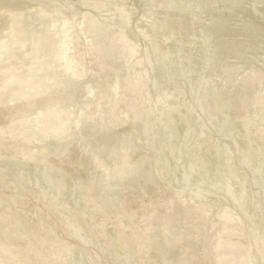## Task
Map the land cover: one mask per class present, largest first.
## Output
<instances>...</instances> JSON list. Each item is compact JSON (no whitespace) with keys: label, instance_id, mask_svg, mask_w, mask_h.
<instances>
[{"label":"bare ground","instance_id":"6f19581e","mask_svg":"<svg viewBox=\"0 0 264 264\" xmlns=\"http://www.w3.org/2000/svg\"><path fill=\"white\" fill-rule=\"evenodd\" d=\"M46 1H49V0H0V38L2 36H4V37H2L0 39V264H70V262H69L68 259L70 258V256L72 255V253L74 251H76V252L78 251L76 249H79V252H80V250L83 253L84 252H87L86 250L88 249L87 246L89 244V240L86 238V236L84 237L82 235V233H84L82 231L86 229L85 227H89V228L94 229L95 225H94L93 218H95L96 216H97V220H95V221H98L97 222V227H96V230H95L97 232V235H98V237L96 236V238H98L101 241H103L101 243L105 244L106 247H108L109 249H111L110 251H111L112 258H110V257L109 258L112 260V264H128V263H126V262H124L122 260V258H121L120 255L122 254V252H124V249L123 248L126 247L125 246L126 245V241L127 240H131L132 241L133 239H135V240L137 239L136 240L137 241V245H139L138 254H136V257H138V259L140 261L139 262L138 259H137V263L138 264H163V262H165V260L167 258H170L171 255H174L175 249H176V254H177V247H178L177 244L180 243L179 241L181 239V235H180L181 234V230H180L181 227L179 226V224H183L184 227L186 225V223L183 222V221H179L177 223L176 221L179 220V218L180 219L181 218H185V221L191 222V223H193L195 225V228H194L195 231H194V233L193 232H190V230H188V235L193 240V242L196 240L197 244H199L201 246L197 245L196 243L192 244V246H191L192 249H191V251L189 250V253L191 254V257H189L187 260H184L183 262L178 261V264H198L199 262H202V260L206 257L205 256L206 249L200 243V241H202L200 239V236L202 237V235L204 233H206L205 232V227L206 226L203 224V221H205V220H203V221L201 220L202 213H203V210H204V206L208 205L211 202L212 203L214 202V204H215L214 199H217V198L220 199L217 195L216 196L212 195L214 193V191H215V189H213V188H216V192L218 193V192H221L225 186L228 188L229 185L232 184L231 183L229 185H226V184L223 183L224 185L221 186L223 188L221 189V191H219L220 190V187L219 186H220L221 183L219 184V182H216V181L212 180V174L210 172L211 171H214L215 172L214 173L215 176L217 174L219 175V173L222 172L220 175L223 176L222 174L224 173V171L227 168V169H229L228 170L229 173L227 174V176H228V175L234 174V172L236 173V172L240 171V169L237 170L239 168V166H238L237 169L235 168V166H233L234 165L233 163H235V161L233 162L234 159L231 160L233 162L232 165L228 164L229 157L232 159V156H233V153L232 152H233V150L231 152L232 153V156H229V154L227 156V153H226L225 156L222 157L221 154H223V153H222V150L220 149V146L218 145L219 142L217 143L216 141H213V139H215V137H216V136L213 137V135H215V134L218 135V133H219L218 131H217L218 133H215V131L217 129L214 130L212 128L211 133L213 132V130H214V133H215V134H213L211 136V137H213L212 140L210 138H207V136L206 137L203 136L205 138H203L201 145L198 146V144L200 142L197 143V144H192L193 137H195V135L193 136V134H192V131L194 130L193 129V123H196V122L192 121L193 122L192 123L190 120H191V116L193 114V111H196V110H192V113H191V111H190L189 108H188L189 111L188 110H185L186 109V107L184 106L185 104L182 103L180 97H176L175 99L173 97V99H174L173 101H172V97L170 95H169L170 97H168L169 100L171 98V101L172 102L171 101L170 102L172 103V105L170 103L169 105H171V107H167V105H168L167 104L165 107H167L169 109H166V111L164 110L165 112L163 111L164 112V117H163V115L161 116V118L163 117V119H161L160 121L163 120L162 121V123H163V127L162 128L164 129V131H161V132H163V134H162L163 138H162V142L160 141L161 143L159 144V147L158 148H160L161 151L164 152V154L166 155V156L164 155L165 157H167V156L168 157H170V156L173 157L172 155H174L178 149H181V150H178V152L180 151V153H178L179 155L176 153V156L177 155H178V157L179 156H181V157L184 156L182 158H185V154L186 155L188 154L189 157H187L185 159L187 160V166L189 167L190 170H188L189 173H186V174L184 173V175L183 174H179L181 176H184L183 177L184 179L183 178L182 179L185 182H183L181 180V178H180L181 176L178 177V178H180L179 181H181L182 183H186L192 177L191 174L192 175L196 174L197 171H199L200 169L204 170L205 173L204 174H201V175H205L206 176L208 174V176H207L208 178L207 179H209V182H210V180H212L214 183L215 182L218 183L216 185L217 187H213L212 183H210L211 185L209 184L210 186L213 187L212 190H214L213 193H211V195L214 196L213 197V201H208L209 200L208 198H210L211 195H210V197H205L206 196L205 195L204 196L205 197L204 200H206V199H208V200H206V203L204 204V201H202V199L204 197L202 199H200V197L203 196V194H204L202 192L203 189L202 190H200V189L197 190L193 195L191 194V197L193 199H195L194 201H191L190 198H188V200L190 199L189 201H183L184 200V196L186 194V193L183 194V192H187V191H183V192L180 191V189H182L180 187L181 186H184L183 184L182 185L180 184V186L178 185L181 182H178V183L176 182L177 183L176 185L180 188L178 191L181 192V195L182 194L183 195L181 196L178 191L174 190L176 188V187L174 188V185H175V183H174L173 184V188H174L173 190H174V192L172 194L170 192L169 193L170 195L168 193L166 194L165 204L160 209L157 208L154 205L155 203L152 204V203L146 201V199H148V197L150 195L159 194L158 193V190H159V187H160V183H159L160 182V177L158 176L159 174L158 175L156 174V170H158V169H155V172H154V168H152V166L154 167L155 164L154 163H150L152 161H149V158L152 157L150 154L153 155V151H156L155 149L157 147H154V146L148 147L147 146V148H146L145 147L146 145L145 146H142L141 145V147H137L138 144L136 145V141L134 143V138L135 137L137 138V136L135 135L134 132H136V133L138 132L139 135H140L139 137L141 139L144 138L145 135H147L146 132H147V129H149L150 123L153 122V121H147L146 122V120L148 118L145 121L142 120V118H144V117L141 118V116H142L141 113L142 112L139 113L138 112L139 110L138 111L135 110L134 114H132L133 115V117H131L132 119L128 118L129 117L128 115L127 116H124V115L121 116V112H120V115L119 114L118 115L115 114V115L107 118V116L110 114V113H108L109 112L108 111L107 112L108 115L107 116L105 115L107 119H105V118L102 119L101 118L103 120V122L100 121L101 123L99 122V120H97V122L100 123V124L97 123L95 126H90L91 123H89L90 120H88V123H89V125H88L89 126L88 127V132L90 134L89 136L92 137L91 139L93 140V143L95 141L98 142L97 143V145H98L97 148L99 149V152L98 153L101 154V156H102V154H104V155L108 154V156L109 155L110 156L109 157L106 156V158H109L110 159V157H111V159H113V160L116 159V157H117V156L115 157V155H118L119 154L121 156L120 157L118 155L120 158L117 157L118 159H116V161H118V160L119 161H118V163H116L115 168L112 167V169H114V171L111 170L113 173L109 172V178L111 180L112 179H115V178L123 179L124 178V174L129 173V171H130V169L128 170V168L129 167L132 168V166H131L132 159L135 162L134 164H137L138 167H139V171H138V170L135 169V168H137V166L134 165V166H136V167H134L135 172L136 171L137 172H136V174H135V176L133 177L132 180H131L132 177L129 176L130 177V180H131L130 184H127V183L126 184H122L121 187H119V189H115V190H117V192L115 193L116 195H111L112 192H115V191H111L110 190L111 191V194L109 193V195H111V196L109 197L108 193H106L105 196L108 195V197H106L105 200L101 199L104 202H101V201L95 199L98 195L94 198V196L96 194H99L98 193L99 192V189L97 188L98 190H96V186L95 185H92V184L91 185L88 184V182L86 180L88 177H94V178L96 177L95 179H99L101 176L99 177L98 175H95L94 173H95L96 170H94V173H93V168H92V173L95 176H91L92 175V174H90L91 173V171H90V169H91V167H90L91 166L90 165L91 164L90 160L91 159L87 158V156H89V155L85 156L84 149H83L84 152H82V151L80 152L79 151V148L80 147L78 148L77 144L75 145L76 147H72V145L70 144L72 148L70 147L71 149H69L70 150L69 153L65 150L68 153V154H66L64 152L66 155H65V157L62 156V157H64L63 158L64 159L63 162L65 164H62L63 162L56 164L57 166L55 165L54 167H52V169H51V171L49 173H46L44 171H40V173H38V174H36L34 171L33 172L35 174L34 173H31V176H33V174H34L35 178H37L35 180H38V181L41 180L40 182L35 181L36 183L40 184L41 187H43L42 186L43 185V181L45 182L44 184H47L46 186L44 185V187L51 186L50 187L51 188L50 191H47L48 189H46L45 190L46 192H45L44 191V188H43V191L45 193L44 194L41 193V196H39L38 193L32 188V185L33 186H35V185H34V183L31 185L32 182L30 180H32V178L34 176L29 180L31 182L30 183L31 186L28 185L29 184L28 178L30 177V175L28 173H30L29 172L30 170L27 168V166L26 167L24 166L25 168H27V170L25 172L24 171L25 168H24L23 171L25 173H27V171L29 170L28 173H27L28 175L25 174L26 176H24V174H23V177H21L22 175L21 174L19 175V173L17 171L20 170V168H21L20 167V164H22V163H20L21 162L20 161L19 162V165H16L15 164L16 163L15 162V159L17 158L16 156L18 154L21 156L20 153H21L22 149L24 148V145L26 144V142H28V145H29V142L30 141H31L30 142L31 145H32V142L34 144V139L36 137H34L33 135H31V133H30L31 131L39 132L40 134H42V135H40L41 136L40 138H43L41 141H43L45 138L48 139V137H49V139H50V137L53 138V141H55V143H56L55 145L56 146L57 145L59 146V145H61L63 143L62 140L66 139V137L68 139V134H69L68 131L69 130H71V129L72 130L73 129L74 130L75 129L76 130L77 129H81V128H78V127L79 126L81 127V121H83V120H81V121L79 120L80 121L79 122L76 119L77 121L75 120V122H77V123H74V126H73V123H71V120H70L71 117L70 116H72L71 115V113H72L71 111L72 110L69 109V110L64 111V110H61V109H59L57 107H52V105H53V103H55V104L56 103H59V105H62L63 107L64 106L66 107L65 101H67L69 99H72L75 92H81L82 91V90L81 91H77L78 90L77 88H81V86L79 87V85H80L79 83L82 82V79L81 78H83L84 72L86 73L85 69L91 67L90 65H89L90 67H88L87 66L88 63H87V65L85 64L86 63V60L84 61L82 59V58H86L87 60L89 59V58H87V55L88 54H86L87 51L85 49V46H83L85 50L82 49L83 47L80 48L81 47L80 44H85V43H83L84 42L83 39L86 37V34H87V33H85L86 32L85 31L84 32L85 33V37H84L83 34H82V36L80 35V32L81 31H84L83 28L85 26L83 25V28H81L82 27L81 24L84 23V24L87 25L86 26L87 29H85V30H88L89 31L88 32L89 35L92 33L94 35V38L95 37H98V38H96L97 40L95 39L96 40L95 45L93 43L94 47H93V45H90L92 41H90V43H89L90 46H87V44H88L89 41L87 39H84V40H87L88 41L86 43L87 49L90 50L91 47H92V51H93L92 54L94 53V54H97L98 55V57H96L97 55L96 56L95 55H92L94 57H91V58H98V59H96V61L98 60V64H99L100 68H103L104 67L103 65H105V63H107V61L110 58H112L113 55L118 56V57L113 58V60L114 59L116 60V58L118 60L119 57H122V56L125 55L126 58H123L122 57V59H125L124 60V63H129V61L131 60V58L134 55L135 56L133 58H135L137 56V52L139 53V50H140V52H141V50L142 51L150 50L153 46H155L156 49H157L156 52L158 51V49L161 50V51L159 53L158 52L157 53L156 52H153V49L155 51V47H154L150 52L151 53H156V57L154 56L155 54L154 55L152 54L153 55L152 56L151 53H150L149 55H151L152 57L156 58V61L152 57H151L152 58L151 59L150 56H148V58H150V60H152V62L153 61L157 62V60H158L159 66L157 65V63H154V62L153 63L156 64L161 69L163 67V66L161 67V65H163L162 62H166L169 58L170 59L167 62H169V64H170V60H171L172 61L171 63L174 64V62H173L174 59L173 58L171 59L172 56L175 57V60L178 58L179 61H181V60H184L182 62L187 61V64H189L190 66L189 65H186V67H185V64H182V65H184V66H182L181 65V62H180L179 65L182 66V69L187 68V72H189L188 68H190V72L195 75V76L193 75L194 76L193 79H197V80H195L196 87H192V89L194 88V91L198 87L197 85L200 83L201 79H203L202 74H203V71H204V67H206V69H207L206 70V73H209L208 74L209 76H210L211 73H212V75L213 74L214 75L225 74V76H222V78L225 77L224 80L221 79L222 81H218L217 83L214 84V81L212 80L213 86H208L207 88H204V86H206V85H203V88L201 86V88H202L201 89V92L203 90V93L197 92L199 94H202L201 96H199L197 93H196L197 95H195L194 92L191 93L194 96H192L190 94L192 96V98L194 97V99L196 98L195 96H198L197 97L198 99L195 100V102H193V104H194L193 107H195V105H198V106H196V109H197V107L199 108V106L204 107V109L207 110L206 111L207 115L213 117L211 119H215V121H216L215 122L216 123L215 125L218 126L217 128H219V131L222 130L223 132H225V136L226 137H228L229 135H231L233 137V139L236 137L237 138L236 142L237 141L239 142L238 143L239 144L238 147L239 148L241 147L242 150H243V152L246 153V154H244L241 151L244 154V157H245V155H247L248 157L249 156H252L251 160H253L252 162H254V158H256V157L257 158L258 157L260 158V156H262V154L264 153L263 151H261V149H264V148H259V147L256 148L257 142H255L256 140L259 141V139H258V138H260L259 133L261 134V132L264 131V128H263L262 131L260 130V128H258L257 129L258 132L255 131V129L257 127H254L255 128V129L253 128L254 130L251 129L252 128L251 123L253 122V120L255 118L253 116L254 115L256 116V114H259L261 112V110L259 112V108L262 107V106H260L259 108H254V105H252L253 101H250V98H251V92H253L255 90L254 87L256 85H258L259 84L258 82L261 79L263 80V78L260 77V76H262V75L259 74L260 73V71H259L260 69L259 70L258 69H255V67L258 66V65L255 64V66H254V63L255 62L253 63V61L251 60V56H252V53L255 56L257 55V53H258L259 56H260L259 53L264 54V0H230L233 3V5H232L233 8H230L229 10H226L225 11V14H223V11L224 10H223L222 4H224V2L226 0H216L218 2H222L221 6L218 5L219 6L218 8L215 7L217 4L213 0H195V1L194 0H152V1L155 2L154 3L155 5H157V4L159 5L160 4L161 5V8L163 6L164 9L161 11L162 14L160 13L162 16L161 17L158 16V18H157L158 20L155 19V21H154L155 23L153 21H151L152 23L148 22L150 24L146 23L147 25H144L146 27L144 29L146 31L148 29L149 32H152L149 35L152 34L157 39L158 38L162 39V38L165 37V40L164 41L161 40V42L163 41V43L166 42L167 40H169L168 42L165 43L166 45H164V47L161 46L163 43L160 44V46L164 50L159 46L158 43L156 44V40H155V43L153 42L155 45H153V46L149 45L150 46V49H147L148 48L147 47L146 49L144 48L145 50H143V49H139L137 47V45L135 46V42L136 41L134 39L135 38H138L137 32H140L141 31L140 28H142L143 24H142L141 27L139 26L140 24L139 25L137 24L139 27L136 26L135 29L138 28L140 30V31H137V32H136V30L133 29V24H131L132 26L130 24L128 25L129 18H130V16L132 17V15H130V13H129L130 11H128L129 9L128 10H124V9L125 8H129L130 6L128 5L129 7H122L123 5L121 6V3L119 2V0H115V2L116 1L119 2L117 4H120V8H121L119 10V12H120L119 13V16H118L119 18H117L118 19V23L120 25H118L117 27L120 26V27H124L125 29H121L118 33H116V32L120 28L119 29L117 28L118 30L117 31L116 30L114 31L113 28H115V27H113V25H111L116 20L112 21L113 23L112 22L111 23H107L106 22V21H109L111 19V17H112V16H110L111 14L108 15V16H110V18L107 17V15H105L104 16V17H106V18H104L105 21L102 19L103 20V22H102V20L101 21L98 20L101 17L100 15H98L99 10H98L97 13L94 11L93 14H97L98 15L97 17H95L92 13H90L92 16L90 14H88L90 16L87 17L89 19H87L86 22H84V20L86 18L84 19L83 17L82 18L79 17L81 20H83L82 23L80 22L81 24H79V23L76 22V25L78 24V26H74V21H75V18L77 16H75V18L73 19V17L71 18L70 17L71 15H70L69 18H68L67 15H69L71 13V12H69V13L66 14V16L65 15L64 16H61L60 15V17H62V19H59L60 17L59 16L55 17V14L58 15V12L59 11H60L59 13H61L62 12L61 9H63L62 6H64V5L61 6V3L59 1H57V3H56L53 0V2H55L57 5L53 3L54 6H51L50 4H52V3L50 1H52V0H50L49 1V4L47 3V5H48L47 8L44 9V7L46 6L45 5L46 4ZM71 1H73V0H71ZM96 1H98V0H96ZM105 1L108 2L109 0L108 1L105 0ZM124 1L125 0L122 1L123 4L125 3ZM145 1L146 0H143L142 2H145ZM192 1L195 2V5H194V3H191ZM58 2H59L60 5L58 4ZM63 2H64V0H63ZM73 2H75V1H73ZM90 2H91V0H90ZM101 2H102V0H101ZM146 2H148V1H146ZM77 3H78V1H77ZM91 3H93V2H91ZM213 3L215 4V6H213L214 5ZM42 4H44L45 6L42 5ZM78 4H80V3H78ZM85 4H87V3H85ZM93 4H94L93 6H92V4H90V5L87 4L88 5L87 8L88 7L90 8V6H91L92 9H96L95 5L97 4V2H95ZM109 4H111V2ZM109 4L107 3V7H108ZM148 4H147V6H149L151 3L149 5ZM187 4H188L189 7L192 6L191 4H193V7L192 8L193 9H196V12L195 13H193V11L191 12V9H190V12L194 14L192 17H190L191 15L188 14L189 15L188 16L185 13L186 10L188 9V8L185 9V7L187 6ZM226 4L229 5L227 2H226ZM49 5H50V8L48 9ZM72 5H71L72 7H75L76 4H72ZM80 5H78V6H80ZM84 5L82 3L81 6H84ZM102 5H100V7L105 8L106 4L103 5L104 7ZM158 5H157V7L159 9V6L160 5L159 6ZM38 6H40L39 8H41V7L42 8L39 9ZM96 6H99V5H96ZM111 6H114V5H111ZM111 6L109 5V7H111ZM72 7L71 8H67V10L72 9ZM149 7L147 8V10L152 8V7H150V8ZM34 8H35V10H36V8H38L37 13L34 10V12L36 14H34L33 11H32ZM65 9H63V13L64 12L65 13L68 12V11H64ZM110 9H113V8H110ZM115 9H117V8H115ZM131 9L135 10L132 13L139 12V9L138 8H136V9H138V11H136V9H134V7L131 8ZM26 10H31V12L33 13V15H37L36 16L37 17L36 19H35V16L33 18L35 20L34 21V24H37L36 23V20H38V21H40V24L42 26V27L40 26L41 27L40 30H39L38 27H35V28L38 29V32L37 31H33L34 30L33 29L32 30V33H31V31H29V29H28V26L32 25L33 23L30 24V22H28L26 19H21V17H23V18L24 17L25 18L29 17L28 14H30V11L29 12L27 11V13H28L27 14L28 15L27 17L26 16H22V14L26 15V13H24V12H26ZM76 10H77V8H76ZM89 10H91V9H89ZM141 10H143V9H140V12L142 13ZM145 10H143V11H145ZM154 10H156V9H153V8L151 9V11H154ZM210 10H212V11H210ZM70 11L73 12V10H70ZM100 11H101V8H100ZM151 11L149 13L147 11L146 14L144 13L145 15L142 13V15L144 16V18H142V16H141V18L144 19L143 22L145 21V17H147L146 16L147 13L149 15V14H151ZM197 11H198V13L200 11L201 12H206V14L204 16L205 17L204 20L200 17L201 14L203 15L204 13L198 14ZM89 12H85V13H89ZM100 13H102V12H100ZM75 14H76V12L73 13V15H75ZM77 14H78V12H77ZM114 14L115 15H118V12L116 14V11H115ZM135 14H137V13H135ZM135 14H133V15L136 16ZM160 14L158 13V15H160ZM212 14H215V18L214 19L211 18V22H210L209 21V17H207V16H210ZM33 15H31L30 17L32 18ZM115 15H114V17H115L114 19H116V17H117ZM138 15L137 16L140 19V14H138ZM152 15H151V18L149 17V21H150V19H152V18L155 17V16L152 17ZM78 16H84L85 17L84 13H83V15H78ZM107 18L109 20H107ZM71 19H73V20H71ZM77 19L78 18H76V20ZM28 20H30V19H28ZM111 20H113V19H111ZM136 20L138 21V19H136ZM31 21H33V20H31ZM139 21L141 23V20H139ZM209 22L211 24L210 27H206V24L209 25ZM28 23H29V25H28ZM42 23H46L47 24V25L45 24L46 25L45 28H43L44 25H42ZM114 25H117V23L116 24L114 23ZM236 26L237 27L238 26L239 27L241 26L240 29H242V31L249 38V40H251L250 41L251 42V45H250V43L245 42L247 39L241 40L239 42L240 43V46L238 47L239 48V52L238 51L237 52H234L237 48L234 47V45L228 44V43H230V38H228L229 35H231L230 34V31L233 30V29H236L237 28ZM30 28H31V26H30ZM33 28H34V26H33ZM37 29H35V30H37ZM142 31H144V30L142 29ZM142 33L141 34L139 33V34L144 37V40L145 41L141 42L142 39H140V37H139V40H141V41L140 42L137 41V42H139L140 45H142V43L146 42V39L145 38H147L146 36H148V33H146L147 35L145 33H143L146 36H144ZM152 35L149 36V39H152L151 38V37H153ZM41 36H43V38H45L44 42H42L44 44L45 41H46V43L44 44L45 46H43V44L42 45L39 44L41 41H43V40H41L42 38L40 39ZM80 37H83L82 38V41L83 42L81 40H79V39H81ZM88 38H90V36ZM94 38L92 36V39L93 40H94ZM130 38H131V40L133 39L132 41H134V43L130 40ZM32 39H35V40L37 39V40H40V41L38 43L37 40H36L37 41L36 42L35 40H32ZM28 40H30L29 42H31V45L33 46L32 55H29L30 58L32 57L31 60H30L32 62L30 64L29 63L28 64L25 63L24 66L26 64L28 66H26V68L24 67L25 69H23L22 68L23 67L22 66L23 65L22 63H24L27 60V58H26V60L24 59L25 61H23V62L21 61V59L24 58L23 57V56H25L24 53L27 51L26 45L28 44L27 43ZM32 41H35V42H33L35 45H33ZM78 41L79 42L81 41L82 43L81 42L79 43ZM150 42L152 43V41H148L149 44H150ZM77 43H79L78 44V48H80L81 50L80 49H77V46H76ZM29 44L27 46H28V49H29V52H30L31 51V47H30L31 45H29ZM139 44H138V46H140ZM144 44H145V46L142 45L141 47H146L147 44L146 43H144ZM212 44H215V46H217V47L213 48V45ZM79 45H80V47H79ZM42 46H43V48L46 49V51H45V53L43 55H42V53H43L42 51H44V49L42 50ZM249 46H250V48H249ZM82 50L85 51L84 52L85 54H83V53L82 54L85 55L86 57H81V51ZM40 52H42V53H40ZM241 52H243V54H244L243 56H247L246 58L248 59V61L245 63L246 66L253 63V67L254 68H252V70H254V69L255 70H258V72L257 71L253 72L252 70L246 72L245 69H244V72H246V74L245 75H240L239 74V78H241L240 76H243V77L240 80H238L237 79V77H238L237 72L239 71L238 70L239 69V61H237L238 60L237 58H241V55H240ZM30 53H28V54H30ZM147 53H149V52H146V53H143V54L141 53V54L145 56ZM121 54H122V56H120ZM141 54H140V56H142ZM249 55H251V56L249 57ZM11 56L13 57L12 61H11V59H9V57L11 58ZM138 56H139V54H138ZM138 56L136 58H139V59H136V58H135L136 60L134 59L135 60V62L133 63V66L134 67L133 68L131 67L132 69H128V71L129 70H133L135 68L136 69H139V70L142 69L143 64L146 62L147 58L145 57L143 59H140V57H138ZM26 57H28V56H26ZM254 57L252 56V58H254ZM258 57H257V60H258ZM14 58L20 60V67L22 66L21 67L22 69L19 68L16 65V62H15V59ZM91 58H90V60H91ZM260 58H261V56H260ZM260 58H259V60H260ZM262 58L264 59L263 55H262ZM6 60H7V62L8 61L13 62V64H11L10 62L9 63H6ZM47 60H50V61H48L50 63H48ZM90 60H88L89 61V64H90ZM113 60L111 59L110 61L114 62ZM132 60L130 61V63H132ZM30 61H28V62H30ZM119 61H121L120 58H119ZM115 62H118V61H115ZM122 62H123V60H122ZM122 62H120V64ZM175 62H177V61H175ZM17 63L19 64V61H17ZM92 63H94V59H92ZM147 63H145L146 66H144V67H146V69L144 70V67H143V70L146 71V72H148V73H150L151 72L150 71L151 70L150 68H153L154 65L152 64L153 67H151L148 64L150 66V67L148 66L149 67V71H150L149 72L147 70ZM108 64L109 63H107L106 65L109 68L110 67L109 66L110 64L109 65ZM129 64H126V65H129ZM245 64H243V65H245ZM85 65L87 66L86 68H85ZM112 65L115 66V63L112 64ZM165 65H167V64H165ZM259 65H264V63L263 64L260 63ZM92 66L98 67V65H95V64H93ZM114 66H111V67H114ZM174 66H171V67H173V69H174ZM187 66H189V67H187ZM117 67L118 68H121L122 66L121 65H118ZM117 67H116V69H118ZM180 67H178V68H180ZM251 67H252V65L249 66L250 69H251ZM260 67L264 68L263 66H260ZM108 68L106 67V70ZM123 68H126V67H123ZM129 68H130V65H129ZM163 68H165L167 70L166 67H163ZM93 69H92V72H94ZM161 69L159 71L161 73V75H159L158 78H163L164 77L163 75L166 74V72H163L165 69H163V70H161ZM182 69H180V71ZM58 70L61 72V73L59 72V75L61 74L62 77H63V78H60L61 80H59V81H61V83L64 84L62 87L65 86L64 88H67L69 90V93H70V94L68 93L69 95L67 93H65V94H67L66 97L64 96V98L66 99L65 101H63L64 98L63 99L60 98L61 99L60 100V99H58V97H56L57 96V92H59L60 87L58 88V85H54V84H50L49 83L50 82L49 75H51V77L53 79V77L56 75V72H58ZM100 70H101V72H103L102 69H100ZM106 70H104V71H106ZM124 70H126V69H124ZM169 70H170V67H169ZM176 70H177V68L175 69V71L174 70L173 71L176 73L178 71V70L177 71ZM247 70H249V69L247 68ZM261 70H263V69H261ZM48 71H50V72L48 73ZM109 71L111 72V71H113V69L112 70L109 69ZM120 71L125 72V71H123V69L120 70ZM136 71H138V70H136ZM144 71H142V70L141 71H138L135 75H132L130 77L127 76V78L125 77L123 80H121L118 75L114 76L115 75L114 74L113 75V78H112L113 81L111 82V80H110L109 82H107L109 85H106L107 87L105 86V88H103L104 90L101 89V88H99V87H97V90L99 88V90L101 89L102 91H100L99 94H98V97L99 98L96 99V100L95 99L93 100V101H95V105H96L95 107H96V109H98V107H100V104L102 102L101 101L102 99H106L107 100V97L110 96V95H112V93H115V95L120 94L119 93L120 92V88H122L121 89L122 95L119 98L120 100H121V98L125 94H127V97L130 98V96L128 95V94H130V92L131 93L133 92V93H135L137 95H140V94L142 95V93H143L142 96H144V92H145L144 88H145V86H147L146 85V82H145V79H147V78H145V76L148 74V73L145 74ZM170 71H172V70H170ZM184 71H186V70H184ZM194 71H195V73H194ZM87 72L90 73L89 70ZM110 72H109V74H110ZM130 72L133 74L132 71H129V73ZM244 72H243V74H244ZM111 73H113V72H111ZM121 73L119 72V74H121ZM171 73H170V75H171ZM182 73L185 74V72H182ZM261 73H264V72H261ZM97 74H98V72H97ZM97 74H95V75H97ZM107 74H108V72H107ZM178 74H180V73H178ZM57 75H58V73H57ZM103 75H102V77H103ZM181 75H179V76L182 77L183 75L182 76ZM56 76H55V79H57V78L59 79L60 76L59 77L58 76L56 77ZM85 76H87L88 78L91 77V76L89 77V75H85ZM98 76H97V78L100 77V76L99 77ZM120 76L121 77L122 76L124 77L123 73ZM234 76H236L235 79H234ZM107 77H109V75L106 76V78ZM172 77H173V74H172ZM172 77L170 76L171 79H173ZM210 77L211 78H214L215 76L214 77L213 76H210ZM218 77L220 78V76H218ZM88 78H86L87 80L86 79L85 80L83 79V81L85 82L84 85H86V86H87ZM158 78H157V80H158ZM186 78H184V79H186ZM188 78H189V76H188ZM190 78L192 79V76H190ZM190 78H189V81H190ZM32 79H34V81H32ZM104 79H105V77L103 78V80ZM165 79H167V81L169 80L167 78V76H166ZM181 79H183V78H181ZM193 79H192V81H194ZM94 80H96V83H97V80L98 79L95 78ZM99 80H100V83H101L102 82L101 77H100ZM99 80H98V82H99ZM160 80L161 79H159L158 81L160 82ZM186 80H188V79H186ZM205 80H207V76H206ZM225 80H226V82L224 83ZM59 81H56V82H59ZM164 81L167 84L166 80H164ZM169 81H171V80H169ZM169 81H168V83H169ZM118 82L119 83L120 82H123L125 84V87H117V85H118L117 83ZM175 82L178 83L179 81L176 80ZM204 82L207 83V81H204ZM263 82H261V84ZM90 83H92L91 80H90ZM105 83L106 82H104V84ZM162 83L163 82H161L159 84L162 85ZM173 83H174V81H173ZM195 83H192V84L195 85ZM166 84H164V85L166 86ZM186 84L183 83L184 86ZM212 84H210V85H212ZM177 85H178L177 87L175 86L176 88L175 87L174 88H171L172 90H175L174 92H176V93H173V94H177L176 96H182L183 95V97H184V92L185 93L186 92L189 93L188 91H184L183 90V87H184L183 85L180 86L181 85L180 83L177 84ZM194 85H192V86H194ZM96 86H99V84L98 85L96 84ZM96 86H95V89H96ZM169 86H170V84H169ZM169 86L167 88L170 89ZM83 87H85V86H82V88ZM101 87H102V85H101ZM186 87H187L186 89H188V86H186ZM189 87H191V86H189ZM89 88H91L90 90L93 89V87H90V86H89ZM160 88L162 89V87H160ZM260 88L262 89L261 86H260ZM68 90H66V91L68 92ZM85 90H87V88ZM90 90H88V91L91 94L92 91L90 92ZM159 90L160 89H158V91ZM163 90H164V88L162 89V91ZM165 90H166V88H165ZM197 90H198V88H197ZM257 90L254 91L255 93L254 92L253 93L254 94L258 93ZM88 91H85V93L87 94ZM158 91H157L156 94L160 93ZM83 92H84V90H83ZM93 92H95V91H93ZM167 92L168 91L166 90L164 93H167ZM171 92H173V91H171ZM263 93H264V90H263ZM59 94H61V93L59 92ZM62 94H63V92H62ZM72 94H73V96H72ZM84 94L81 95L79 93V95H81V97ZM180 94H182V95H180ZM258 94L260 95L261 93H258ZM79 95L76 94L75 96H79ZM153 95L151 94L152 97L155 96V95L154 96ZM164 95H166V94H164ZM167 95H168V93H167ZM167 95H166V99H167ZM186 95H188V94H186ZM59 96L61 97L62 95H59ZM75 96H74V99L76 98ZM151 96H149V97H151ZM83 97H85V96H83ZM89 97H90V95H89ZM139 97L140 96H138L137 98H139ZM157 97H154V98L157 99ZM160 97H161V95H160ZM185 97H187V96H185ZM263 97H264V95H263ZM132 98H133V101H134V96ZM132 98L129 99V100H132ZM141 98H140V100L137 99V100L140 101L139 104L141 103ZM148 98H144V99H148ZM190 98L191 97H189V99ZM74 99H73V102L75 101ZM91 99H90V101H91ZM194 99H192V100H194ZM257 99H260V97L257 98ZM137 100H135V102ZM160 100L161 99H159V102L161 103ZM169 100L167 99V102ZM182 100H185V98L182 99ZM148 101H149V99H148ZM151 101H152V98H151ZM12 102H15V104H13ZM73 102L71 103L72 105L69 103L70 106L72 107V109H73V104H74ZM76 102H79V101H76ZM85 102H87V100L84 101L83 104ZM88 102H89V99H88ZM145 102H146V100H145ZM159 102L157 104H159ZM255 102H254V104H255ZM10 103H12V105ZM36 103H39L40 104V110L37 109L38 105H37V107H36V105H33V104H36ZM87 103H85V104H87ZM91 103H92V101H91ZM146 103H148V102H146ZM259 103H261V102H258V104ZM26 104H28V105H26ZM107 104H109L110 106H112L111 101H108ZM117 104L115 105V107L118 106ZM126 104H128V103H126ZM126 104H124L125 105L124 107H126ZM129 104H130L129 106L131 107V101L129 102ZM136 104H138V103H135V105ZM187 104L189 105V103H187ZM204 104H205V106H204ZM258 104L255 105V107H257ZM32 105L35 106V109H37L38 111H37L36 117H34V119L31 121V120L28 119V117H30V119L33 118V117L31 118V112H29V111H31V110H29V108L32 107ZM76 105H77V103H76ZM89 105H88V108L90 109V106ZM159 105L161 107L163 106V104H159ZM12 106L17 107V108H14L16 110V112L12 109L13 108ZM70 106H68V107H70ZM81 106H83V105H81ZM140 106H142V108H143L144 107V104L143 105H140ZM153 106H155L154 102L152 103V106L150 105V107L149 108L147 107V109H149L151 111L150 108L153 107ZM93 107H94V105H93ZM130 107H129V109H130ZM138 107L139 106H137L136 109ZM145 107H146V104H145ZM165 107L163 106V109ZM190 107H192V105ZM75 108L76 107H74V109ZM85 108H87V106H85ZM131 108H134V107H131ZM32 109H34V108H32ZM118 109L120 110V108H118ZM127 109H128V107L126 108V110ZM260 109H262V108H260ZM128 110H127V113L129 112ZM13 111H14V113H13ZM27 111L30 113V115L28 114L29 116L27 115ZM110 111H112V108L110 109ZM263 111L264 110H262V112ZM113 112H114V110H113ZM144 112H145V110H144ZM146 112H147V110H146ZM154 112L156 113V109H155ZM154 112L152 110V113L153 114H154ZM198 112H200V111H198ZM130 113H131V111H130ZM160 113H162V112H160ZM160 113H158L159 116H160ZM14 114H15V116H14ZM34 114H36V111H35ZM34 114L32 113L33 116H35ZM147 114H148V112H147ZM194 114H195V112H194ZM199 114H202L203 115L204 113L203 112H200ZM261 114L263 115L262 117H264V112L261 113ZM251 115H253L252 116L253 120H251L252 119L251 118ZM79 116H80V113H79ZM79 116H78V119H79ZM82 116L83 115H81V117ZM88 116L90 118V115H88ZM102 116L105 117L104 115H102ZM156 116L155 117L153 116V120L155 118L156 119H159V117L157 116L158 117L157 118ZM201 116H198V117H201ZM259 116H261V115H259ZM195 117H196V115H195ZM205 117H206V114H205ZM262 117L261 118L259 117L257 119H262ZM86 118H88V117L86 116ZM96 118H97V116H96ZM91 119L93 120V116H92ZM193 119H196L197 120V117L196 118H193ZM201 119H202V117H201ZM207 119H209V118L207 117ZM207 119H205V121ZM84 120H86V119L84 118ZM137 120L138 121L139 120H142V123H140L141 121L138 122ZM149 120H151V119H149ZM83 122H85V121H83ZM91 122L93 123L94 121H91ZM155 122H156V120H155ZM199 122H200V120H199ZM202 122H201V124L203 125ZM212 122H214V121H212ZM256 122H259L260 123V121H258V120ZM256 122H254L255 125L258 124V126H259V123H256ZM88 123H86V125ZM157 123L158 122H156V124ZM254 123H252V124L254 125ZM154 124H153V127H154ZM156 124H155V126H156ZM197 124L199 125V123H197ZM210 124L211 123H208V121H207L206 126L208 127V125H210ZM3 125H5V127H7V130H5L6 129L5 127L4 128L2 127L5 131L4 130H1V126H3ZM212 125H214V124H212ZM82 126H83V124H82ZM262 126H264V125L262 124ZM262 126H261V128H262ZM153 127H152V130H154ZM201 128L203 129V127H201V126H200V128H195V129H197V130H195L196 136H200V134L202 135V133H200V134L198 133V130H200ZM210 128L211 127H209V129ZM206 129H203L204 132L206 131ZM209 129H207V130L209 132L208 134L210 135V130ZM83 130H85V129H83ZM222 131H220V132H222ZM81 132H79V133H81ZM223 132L221 134H223ZM226 132H229V135H226ZM85 133H84V135H86ZM154 133H152V134H154ZM159 133H160V131H159ZM193 133H194V131H193ZM33 134H34V132H33ZM190 134H192V136H193L192 139L191 138H190V140L188 139L190 141V143H191L190 145L191 146L193 145V147L195 145H197V147H194L193 149H190L189 146H185V145H183L181 147L180 144L182 143V141L185 140L186 137L187 138L191 137ZM81 135H82V133L79 136L80 138L82 137ZM133 135H135L134 138L132 137ZM219 135H220V133H219ZM3 136L5 138H3ZM31 136H33L34 139L31 138ZM69 136H70V134H69ZM130 136L132 137V139L130 138ZM148 136H149V134H148ZM221 136L223 137V135H221ZM83 137L85 138V136H83ZM218 137H220V136H218ZM40 138H37V139H40ZM187 138H186V140H187ZM197 138L198 137H196L194 139H197ZM261 138H263V137L261 136ZM94 139H96V140H94ZM130 139H131V141H133L132 146L135 144V146H136L135 148H134V146L131 147V148H129L128 145H129ZM233 139L231 138V140H233ZM75 140H76L75 142L78 143L77 142V139H75ZM79 140L80 139H78V141ZM53 141H51V142H53ZM131 141H130V143H131ZM194 141H196V140H194ZM227 141H229V139ZM260 141L264 142L263 140H260ZM70 142H72V144H73L74 143L73 142V139ZM88 142H91V140L88 141ZM88 142H86L87 145H89ZM142 142H144V141H142ZM223 142H224V145H225L226 144L225 143V140H223ZM44 143L45 142H43V144ZM186 143H188V142H186ZM193 143H195V142H193ZM221 143L222 142H220V145H221ZM232 143H233V145H232L233 147L232 146H230V147H232V149H233L235 147V145H236L235 139H234V141ZM232 143L230 142V144H232ZM52 144L54 145V143H52ZM86 144H85V146H86ZM230 144L229 143H228V145L226 144L225 148H227V146H228V148L230 149V147H229ZM258 144L260 146V143H258ZM28 145H25V148ZM31 145H30V147H31ZM34 145H36V143ZM40 145H42V144H40ZM40 145H38V146L40 147ZM48 145H49V143H48ZM55 145H54V147H55ZM63 145L65 146V143ZM68 145L66 143V146L67 147H69ZM94 145H96V143H94ZM187 145H189V144H187ZM237 145H236L235 148L238 151ZM42 147H43V145L39 148L40 149V151H39L40 153H43V152L45 153L46 150L48 151V149H46L47 147L46 148L44 147L45 149H43ZM87 147H86V149H87ZM179 147H181V148H179ZM223 147L224 146L221 145V148H223ZM261 147H263V146H261ZM33 148H34V146H33ZM82 148H83V146H82ZM228 148H227L228 151L227 150L226 151L228 153H230ZM41 149H43V151H41ZM52 149H49V150L52 151ZM64 149H67V148H64ZM90 149H92V148H90ZM27 150H28V148H27ZM36 150L37 149H35V151ZM55 150H57L56 147H55ZM24 151H23V153H24ZM61 151H62V149H61ZM61 151H60L59 154L62 153ZM92 151H94V149ZM92 151H90V152L88 151V152L89 153H93ZM136 151L137 152L139 151V152L138 153H135ZM181 151H182V153H181ZM224 151H225V149H224ZM230 151H231V149H230ZM95 152H94V154H95ZM100 152H102V153H100ZM239 152L240 151H238V153ZM31 153H32V151H31ZM31 153L27 151V154H26L27 156L25 155L23 159H25V161H28V159L29 160L32 159V156L33 157L35 156L34 155L35 153L38 154V152L36 151L35 153H32L33 154L32 156H28ZM156 153H158V151ZM160 153H161V155H163L162 152H160ZM47 154H49V152ZM55 154H58V153L55 152ZM149 155L151 157H149ZM242 155H240V156H242ZM1 156H3V157L6 156L7 158H3ZM39 156L41 157L42 161H41V159H39L40 158ZM39 156H38V159L41 162H43L42 165H44L46 163L44 157H46L48 155H46V153H45V155L43 154V156H41V155H39ZM49 156H50V154H49ZM131 156H134V157L132 158ZM176 156L174 155V157H176ZM240 156H238V157H240ZM263 156H264V154H263ZM154 157H155V155H154ZM154 157H152V158H153L154 161H156V158L154 159ZM161 157H163V156H161ZM171 157L168 158V160H167L168 162L165 161L166 159L165 160L163 159L161 161H159L161 158L158 159L157 162H156V165H157V163L159 164V162H162L163 161V164L166 163V162L168 163L167 167H169L170 163H171V166H174V167L178 166L179 162L182 160L181 157H180V159H181L180 161L177 159L179 162L176 159H173L172 160ZM238 157H236V158H238ZM100 158H102V157H100ZM130 158H132V159H130ZM233 158H235V157H233ZM236 158H235V160H236ZM242 158H240V159H242ZM257 158H256V160H257ZM76 159H81L83 161V162H80V163H82V168L81 169H79V168L75 169V171L73 173L75 180H77L76 185H78L80 187V189H81V192H77V194L80 193V195L78 194V196H80L79 199H81L80 201L83 200V202L86 201V203H83V204H85V205L87 204V206H86L87 209L84 206V209L87 210V211H85L83 213H81V212L78 213L77 211L74 212V209H78L79 210V208L77 206H75V204H74L76 202L73 201L75 199V197H76L75 196L73 198V196L75 195V194L73 195V193H75L76 191L75 192L71 191L72 192V195H71L72 197L69 196L70 198H73L71 200L69 199V201H70L69 203H71L72 201L74 202L73 203L74 204V207L72 205H70V207H71L70 209H69V205L67 204L68 202L66 203V201H64L65 198H66V196H63L61 194V192H65L64 190H65V188H67L68 185L73 184V181L71 180V178L68 177V175H69L68 169H69V167L72 165V163ZM35 160H37V159H35ZM35 160H33V161H35ZM98 160H99V158H98ZM110 160L107 159V161H109V162H110ZM25 161H24L23 164H26L27 165L28 162L25 163ZM94 161H95L94 162L95 164L98 162V161L96 162V160H94ZM190 161H192L193 163H191ZM244 161L246 163L247 160H244ZM248 161L246 163L247 165L250 164V163H248ZM262 161H264V160L263 159L262 160L259 159V162L260 163ZM177 162H178V164H177ZM237 162H238V160H237ZM239 162L242 163L243 160H240ZM255 162H257V164H258V160L255 161ZM183 163L185 164L186 162H183ZM190 163H191V165L193 164V166L195 165L196 166V169H195V167L193 169L191 167ZM241 163H239V164H241ZM95 164H93V165L95 166ZM262 164H264V163H262ZM13 165L14 166L16 165L17 167L19 166L18 169H17V171L15 169L16 167H14ZM40 165H41V163H40ZM105 165L108 166V165H111V163L110 164L108 163V165L106 163ZM143 165H145V166L142 167ZM150 165H151V167H150ZM254 165H255V163H254ZM59 166H61V167H59ZM94 166H92V167H94ZM163 166H165V165H163ZM262 166H264V165H262ZM167 167H166V171H167ZM183 167L184 168H188V167L182 166V168ZM248 167H249V165H248ZM258 167L260 168V165L259 164H258ZM258 167H257V169H258ZM22 168H23V166H22ZM22 168H21V170H22ZM99 168H101V167H99ZM184 168H183V170H184ZM107 169H109V168H107ZM134 169L132 168V170H134ZM191 169H193V170H191ZM245 169H247V167ZM254 169H256V168L253 167V169H251V170H253L255 172L256 170H254ZM260 169H262V168H260ZM163 170H164V168H163ZM262 170H264V169H262ZM125 171H128V172H125ZM230 171L233 172V173L230 174L231 173ZM253 171H252V174H253ZM261 171H260V173H262V175H260V176L263 178L264 173L261 172ZM99 172H100V170L98 171V174H99ZM103 172H105V171H103ZM184 172H186V171L184 170ZM199 172H201V171H199ZM159 173H161V172H159ZM169 173L172 174L170 170H169ZM225 173H227V172H225ZM225 173H224V175H225ZM104 174H106V172ZM129 174L132 175L133 172H132V174L131 173H129ZM166 174L168 176L170 175L168 173H166ZM209 174H211L210 175L211 177L209 176ZM236 174L239 175L240 179L238 178V175L236 177L240 181H238V180H236L234 178L236 180L235 182H237V184H239L238 182H240V185H238V187H239L238 188V192L235 190L236 188L235 189L233 188V189L235 190V193H240L239 195L241 197H245V195H246L247 192H246V189H245V186L244 185L248 184V183L245 184V181H246V178H247V177H245L246 174H244V172L242 173L241 171L238 172V173H236ZM248 174H251V173L249 172ZM174 175H176V173ZM174 175L172 174V176H174ZM179 175H177V176H179ZM201 175L196 174L195 176H193V178L196 177V179H194V180L197 181V180H203V179L206 178V177L202 178ZM218 175H217V177H218ZM27 176H28V178H26ZM97 176L99 178H97ZM227 176L225 175L226 178H229V176L228 177ZM253 176H252V178L257 180L258 177L257 178H254ZM24 177L27 179L26 181H25V179H23ZM171 178H173V177H171ZM174 178H173V182H174V180H176ZM214 178L216 179V177H214ZM252 178L249 179V180H253ZM118 179L117 180L115 179V180L118 181ZM127 179H129V178L127 177ZM127 179H125V180L127 181ZM165 179H169V178H165ZM218 179L219 178H217L216 180H218ZM220 179H222V177H220ZM231 179H233V177ZM102 180H103V178H102ZM192 180H189L190 182L188 181V183L191 184V181ZM230 180H229V182H230ZM259 180H257L259 182V184L261 183V186L264 187V180L263 179L261 180V178ZM69 181H70V183H69ZM248 181H246V182H248ZM26 182H28V183H26ZM122 182H124V181H122ZM221 182H222V180H221ZM225 182L227 183V181H225ZM110 183H112V181ZM119 183H117V185ZM192 183L194 184V181ZM200 183H201V181H200ZM250 183H251V181H250ZM252 183L250 184L251 186H252ZM195 184H197V183H195ZM235 184L236 183H234L233 185H235ZM254 184H256V182ZM197 185H199V184H197ZM186 186H188V185L187 184L185 185V190H187V188H188V187L186 188ZM207 186H208V184H207ZM261 186L259 185V188ZM36 187H37V185H36ZM73 187H74V185H72L71 189ZM102 187H104V186H102ZM107 187H109V186H107ZM209 187H208V190H204V191L211 192L212 190L210 191L209 190ZM232 187H234V186H232ZM249 187H246V188L248 189ZM257 187H258V185H257ZM218 188H219V190L217 191ZM253 188L250 187L249 189H252L253 190ZM38 189L40 191L42 190L39 187H38ZM62 189H64V190H62ZM71 189L68 188L67 191L70 193L69 190H71ZM183 189H184V187H183ZM230 189H228V190H230ZM258 189H256V191ZM72 190H74V189H72ZM76 190L77 191H80V190H78V188ZM95 190H96V194L93 196V193L95 192ZM105 190H106V188H105ZM112 190H114V189H112ZM228 190H226V188H225L224 189V192H223L224 194L226 193V197L228 196V192H229ZM230 191L233 192L232 190H230ZM260 191H261V189H260ZM47 192H50V193H47ZM68 192L66 194H68ZM102 192L104 193V190ZM103 193H101V194L103 195ZM221 193H219L218 195L223 196L222 195L223 193L222 194ZM235 193L233 192L232 194H235ZM261 193L264 194L263 191ZM178 194H179V196H178ZM187 194H188V192H187ZM187 194H186V196H187ZM206 194H210V193H206ZM253 194H255V193H253ZM61 195L63 197H65L64 200L62 199L63 197L61 198ZM229 195H231V194H229ZM235 195H236V197L239 196L238 194H235ZM235 195H234V197H235ZM250 195H252V193L251 194H247L246 196H250ZM231 196H229V199L231 198ZM256 196H255V198H256ZM182 197H183V200H182ZM257 197L259 198V196H257ZM262 198H263V196H262ZM66 199H68V197ZM236 199H238V198H236ZM243 199H241V200H243ZM259 199H257V200H259ZM34 200H36V201H34ZM60 200L61 201H64L66 203L65 204L63 202L62 205H64V204H65V206L68 205V208H66V209H68V212H69V210H73V211H70V212H72V213H70V215L73 214V217L68 216V214L65 213L66 212L65 210H64L65 212H62L63 211L62 210L63 208L60 209L59 207H57L56 209L59 208V210H56V209H54L56 206H54V208L51 207L52 204L54 205V203L56 204V202L59 203ZM156 200H157V198H156ZM245 200H244V203H245ZM61 201L59 203V206L60 207H61V205H60L61 204ZM199 201H202V203L198 206L197 204H198ZM226 201H228V200H225V202ZM252 201L256 202L255 200H252ZM234 202H236L235 204H237V201H235V199H234ZM247 202H250V199ZM221 203L222 202H220V204ZM244 203L242 205L247 204V203H245V204ZM214 204H212V205L215 206ZM218 204L216 203L217 207H218ZM232 204L234 206V203H232ZM258 204H259V202H258ZM261 204H263V203H261ZM261 204H260V206H261ZM76 205H78V201H77V204ZM225 205H226V203H225ZM242 205H240V207ZM255 205H256V203H254V204L251 203L250 205L247 204V206H248L247 207V210H249V208L253 206L252 207L253 210H254L253 212L256 214V210L259 211L260 210V207L258 205V209L259 210L258 209H254ZM62 207H64V206H62ZM75 207H77V208H75ZM217 207H215L214 209L217 210ZM219 207H221V208H219ZM219 207H218L219 210L220 209L223 210V208L225 210L231 208L230 207V204H229V207L230 208L228 206L227 207H223L221 205H219ZM245 207H246V205H245ZM261 207L263 208V206H261ZM209 208H208V210L211 211L212 209H209ZM238 208H239V206H236V209L237 210H238ZM64 209H65V207H64ZM81 209H83L82 206H81ZM158 209L160 210L161 213H164L165 223H162V224H164L163 225V228H161L160 230L159 229H156V230H158L159 232L164 233L165 235H163V236H165V237L162 236V239H161V237L158 234L157 241L159 240L158 242H160V245H163L166 248V250H167L166 251V254H163L162 252H161V254H157L156 251L153 249V244H151V241H150L151 235H153L151 231H153V228H154V226L152 224V221H151V217H152L151 215H153L154 212L157 213L159 211ZM233 209L235 210V212L232 211V213H236V209L235 208H233ZM242 209L244 211V209H246V208H244V206H243ZM230 210H228L227 212H222L221 211L223 214L221 215L220 221L217 220L219 222V224L221 223L220 225H222V227L219 226L221 228V230H220L219 227H215V228H219L220 234H221V236L217 235V236H219V240L217 242V245H218V247L220 249L223 248V250L224 249L225 250L215 260H212V258L214 256V253L212 254L213 255L212 257L209 254L208 259L210 261V264H256V262L255 263L254 262H251V260L249 259L250 257L247 258V256H249V253H250V251L252 249L251 248L250 251H249V248L250 247H248V244H246V241H247L246 240V237H247L246 235H248L249 232L247 234L245 233V229H243L244 227H242V225L244 224V222H242V220L240 219V217L238 215L236 216V214H234L236 217H239L240 222L243 223V224L240 225L238 218H234V217H232L230 215V213H231ZM239 210H240V208H239ZM263 210H264V208H263ZM213 211H215V210H213ZM241 211H240V213H241ZM76 212H77V214L75 215ZM168 212L173 213L175 215V217L174 218L170 217L168 215ZM221 212H220V214H221ZM246 212H248L249 216L251 215L250 213H253L251 211L250 212L249 211H246ZM210 213H212V212H210ZM238 213H239V211H238ZM263 213H264V211H263ZM263 213H261V216L258 215L260 217V218L258 217L259 220H262L261 218L263 216L262 215ZM217 214H219V213H217ZM248 214H247V216H245L246 215L245 214V215H243L244 217H242V216L241 217L243 219H247L246 221H248L249 219L248 218H245V217H249ZM191 215L192 216H195V217H198V221H194L193 220L194 218ZM203 215H204V213H203ZM240 215H242V213ZM252 216H253V220H255L256 219L255 216L257 217V214L256 215H251V217ZM208 218L209 217H207V219ZM202 219H204V218H202ZM216 219H218V218H216ZM140 220H141V222H140ZM250 220H251V218H250ZM246 221H245V224H246ZM263 222H264V220H263ZM254 223H255V221L253 222V224ZM175 224L176 225L178 224V227H176ZM249 224H252V223L249 222ZM256 224L259 226L260 222H258V223L256 222ZM141 225H142V228L140 229V232L138 233V235H136V233L138 232V228ZM208 226H210V225H208ZM246 226L249 227L250 225H246ZM258 226H257V228H258ZM186 227H187V225H186ZM251 227L250 228H246L245 227V228L248 229V231H249V229L251 230ZM262 227H263L262 229H264V226H262ZM252 228L255 229L256 227H252ZM260 229L258 230V232L259 231L261 232ZM208 230H209V227H208ZM211 230H214V229H211ZM214 232H216V229H215ZM214 232H211V233H213L214 236H215L216 233H214ZM246 232H247V230H246ZM251 232H253V231H251ZM260 232L259 233H256L255 232L256 234H258V237H257V235H255V238L257 240H259L257 245L264 244V236L261 235ZM93 233L95 234V232H93ZM93 233H91L92 236L94 235ZM170 233H171V237H168V234H170ZM211 233L209 234L210 237L212 235ZM87 234H85V235H87ZM250 234H254V233H250ZM176 235L177 236L180 235L179 236L180 239H178L179 237L177 238ZM205 235H208V234H205ZM175 236L177 238L176 240H175ZM252 236H254V235H252ZM252 236H251V241H252ZM215 239H214V242H215ZM217 239H218V237H217ZM91 240H93V239H91ZM95 240H97V239H95ZM95 240H93V241H95ZM98 243H100V242H98ZM249 243L252 244V242H249ZM251 244H249V245H251ZM255 244H256V242H255ZM95 245H96V243H95ZM95 245H94V247H95ZM98 245H99L98 248L100 250H103V249L100 248V245L101 244H98ZM90 246L92 247V245H90ZM90 246H88V247H90ZM197 246L203 247V248L202 249L200 248L201 249L200 250L199 248H197ZM212 246L213 245L211 244L210 247L212 248ZM101 247H103V246H101ZM106 247L103 250L104 253L106 252L105 251L106 250ZM98 248H96V249H98ZM196 248L199 249L198 251L201 252V253L199 252L200 254L196 251L197 250ZM219 248H218V250H219ZM91 250L92 249L88 250L87 253H89V251L91 252ZM208 250H209V248H208ZM258 250H256V251L260 252L261 258H260V256H258V257L262 260V263L264 264V251L263 250H260V249H258ZM103 251H101V252H103ZM107 251H109V250H107ZM253 251L255 252V249H253ZM82 252H81V254H83ZM93 253H94V250H93ZM256 253H253V254H256ZM96 254H99V253H96ZM217 254H219V253H217ZM75 255H77V254H75ZM258 255H259V253H258ZM96 256H97V258L99 257L98 255H95V257ZM106 256H107V253H106ZM108 256H107V258H108ZM83 257H82V259L80 258V260H83L84 261V258ZM109 258L107 259L108 261L103 258L106 261V263L108 262L107 264H109L111 262V261H109ZM71 260H73V259H70V261ZM75 260H76V258L73 260V262ZM100 260H102V259H99V261ZM76 261H79L78 258H77ZM87 261H89V260H87ZM93 261H97V260L93 259ZM252 261H254V259ZM92 264H94V263H92ZM101 264H103V262Z\"/></svg>","mask_w":264,"mask_h":264},{"label":"rangeland","instance_id":"374dc122","mask_svg":"<svg viewBox=\"0 0 264 264\" xmlns=\"http://www.w3.org/2000/svg\"><path fill=\"white\" fill-rule=\"evenodd\" d=\"M49 1H50V0H49ZM49 1H46V4L44 3L46 6H45L44 4H42V5L45 6L44 9L47 8V6H48L47 3L49 4ZM54 1H55L56 3H57V1H59V2L61 3V6L64 5V6H62V8H63V9L66 8L64 11H68V12H66V13L64 12V13H65V14H64V13H63V9H61L62 12L59 13V12H60V11H59V12H58V15L55 14V17H57V16L60 17V15H61V16H64V15L66 16L67 13L71 12L69 15H67V17L69 18V16L71 15L70 17H71V18L73 17V19H74L75 16H77L76 18H78L77 20H78L79 22H78V21L76 20V18H75L74 26H78V24L76 25V22L79 23V24H81L82 21H83V20H81L80 18H82V17H83L84 19L86 18V19L84 20V22H86V20L89 19V18H87V17H89V16L91 15L90 13L93 14L94 11L97 13L98 10H99V13H100V12H102V13H100V14L98 13V15H100L102 18L99 16L101 19L98 17V18H99L98 20L101 21V20L103 19V20L105 21V19H104V18H106V17H104L105 15H107V17H109V18H110V16H112L111 19H113V20L110 19V20H111V21H110V20L107 18V20H109V21H106L107 23H111L112 21L116 20V21H114V23H115V24L117 23V25H114L113 22H112L113 24H111V25H113V27H115V28H113L114 31H115V30L117 31V30L120 28L116 33H118L121 29H125L124 27H120V26L117 27L118 25H120V24L118 23V19H117V18H119V17H118V16H119V13H120L119 10L121 9V8H120V4H117V3L120 2V3H121V6L123 5L122 7H129V6H130L131 8L134 7V9L138 8V9H139V12H135V13H137V14L132 13V12L135 11V10L131 9L130 7H129V8H125V9L123 8L124 10H128V9H129L128 11H130L129 13H130V15H132V17L130 16V18H129L128 25H129V24H130V25L133 24V29L136 30V32L141 30L140 32H137V36H138V38H135V39H134V40L136 41V42H135V46L137 45V47H138L139 49H143V50H145L147 47H148L147 49H150V46H149V45H151V46L155 45V44H154V43H155V40H156V44L158 43L159 46H160V44H162L163 41L165 40V37L162 38V39L158 38V39H159V40H158V39L155 38L152 34H151V35L153 36V37H151L152 39H149V36H151V35H149V34L152 33V32H149L148 29H147V31L144 29V28H146V27L144 26V25H147L146 23H148V22L152 23L151 21L154 22L155 19L158 20V19H157L158 16H160V17L162 16V15H161V14H162L161 11L164 9L163 6H162V8H161V5L159 4V5H160V6H159V5L157 4V5L159 6V9H158L157 5H155V4H154L155 2L152 1V0H146V1H148V2L145 1L146 3H145V2H142L143 0H141V1H140V0H134V1H133V0H125V1H124V2H125L124 4H123V2H122L123 0H119V2H117V1L115 2V0H114V1H113V0H111V1H110V0H109V1L107 0L108 2H106L105 0H102V2L104 1L105 3H104V2H103V3L106 4L105 8L100 7V5L103 4V3L101 2V0H100V1L98 0L99 2L96 1V0H94L95 2H97L96 5H99V6H96V5H95L96 9H92L91 6H90V8L88 7V8L91 9L93 12L87 8V6L90 5V4H92V6L94 5L93 3H95V2H94L93 0H91V2H93V3H91L90 0H89V1H88V0H87V1H86V0H85V1H84V0H73V1H75V2H73V1H71V0H67V1L64 0V2H63V0H54ZM77 1H78V3H80L81 5H82V3H83V5H84L85 3H87L88 5L85 4L86 6H85V5H84V6H81L80 4L77 3ZM150 1H151V2H150ZM194 1H195V0H194ZM194 1H192L191 3H194V5H195V2H194ZM213 1H215L216 4H217V5L215 6V4L213 3V4H214L213 6H215V7H217V8H218L219 6H221V4H222V2H218V1H216V0H213ZM50 2H51L52 4H53V3L56 4L55 2H53V0L50 1ZM59 2H58V4H59ZM66 2H67V3H66ZM72 2H73V3H72ZM84 2H85V3H84ZM100 2H101V3H100ZM110 2H111V4H109ZM126 2H127V3H126ZM149 2H150L151 4H150ZM226 2H227L229 5H227ZM65 3H66V4H65ZM69 3H70V4H69ZM71 3H72V4H76L75 7H72L73 5H72ZM99 3H100V4H99ZM107 3H108L110 6H111V5H114V6L109 7V5H108V7H109V8H108V7H107ZM113 3H114V4H113ZM144 3H145L146 5H145ZM148 3H149L150 5H149ZM152 3H153V4H152ZM218 3H219V4H218ZM52 4H50V5H51V6H54V4H53V5H52ZM67 4H68L69 6H68ZM77 4L80 5V6H78ZM104 4H103V5H104ZM115 4H116V5H115ZM147 4H148L150 7H152L153 9H156V10L151 11L152 8L147 10V8L149 7V6H147ZM50 5H49L48 9L50 8ZM56 5H57V4H56ZM59 5H60V4H59ZM71 5H72V6H71ZM103 5H102V6H103ZM128 5H129V6H128ZM143 5H144L146 8H145ZM154 5H155V6H154ZM191 5H192V6H190V7L188 6V4H187L188 7L185 5V6H186L185 9H186V8H188V9L186 10V12L184 11V12L186 13V15H188V14L191 15L190 17H192V16L194 15L193 13L196 12V9H193V8H192V7H193V4H191ZM218 5H219V6H218ZM232 5H233V3H232L230 0H226V1L224 2V4H222V6H223V10H224V11H223V14H225V11H226V10H229L230 8H233ZM115 6H116V7H115ZM118 6H119V7H118ZM142 6H143V7H142ZM39 7H40V6H38V8H39ZM71 7H72V9L67 10V8H71ZM103 7H104V6H103ZM150 7H149V8H150ZM38 8H36V10H35V8H34L33 10H32V9H31V10L33 11L34 14H36L37 11H38ZM41 8H42V7H41ZM41 8H39V9H41ZM76 8H77V10H76ZM100 8H101V11H100ZM107 8H108L109 10H108ZM110 8H113V9H110ZM115 8H117V9H115ZM160 8H161V9H160ZM106 9H107V10H106ZM138 9H136V11H138ZM140 9H143V10L146 9L145 11L141 10L143 14H144V13L146 14L147 11H148V13L151 11V14L148 15V13H147V15H146L147 17H145V21H144V22H143L144 19H142V18H144V16H143L142 13L140 12ZM157 9H158V10H157ZM190 9H191V12L193 11V13L190 12ZM31 10H26V12H24V13H26V15L22 14V16H26V17L29 15V17H27V18L30 19V20H28V19L25 18V17H24V18L21 17V16H20V17H21V19H26L28 22H30V24L33 23L32 25L34 26V28H33L32 25H30L31 28H30V26H28V29H29V31H31V33H32V30H33V29H34L33 31H37V32H38V29L35 28V27H38L39 30H40V28H41L42 26H41V24H40V21H38V20H36V23H37V24H34V21H35V20H34L33 18H34V16H35V19H36V18H37V17H36L37 15H33V13L31 12ZM34 10H35L36 13L34 12ZM70 10H73V12L70 11ZM75 10H76V11H75ZM88 10H89L90 12H89ZM96 10H97V11H96ZM112 10H113L114 12H113ZM194 10H195V11H194ZM27 11H28V12L30 11V14H28ZM107 11H108V12H107ZM109 11H110L111 13H110ZM115 11H116V14H117V12H118V15H115V14H114ZM157 11H158V12H157ZM159 11H160V12H159ZM198 11H199V10H198ZM198 11H197V13H198ZM210 11H212V10H210ZM75 12H76V14L73 15V13H75ZM77 12H78V14H77ZM85 12H89V13H85ZM103 12H104V13H103ZM152 12H153V13H152ZM155 12H156V13H155ZM188 12H189V13H188ZM83 13H84L85 17H84V16H78V15H83ZM154 13H155V14H154ZM158 13H159V14L161 13V14L158 15ZM201 13H204V14L202 15ZM208 13H209V12H208ZM208 13H207V14H208ZM27 14H28V15H27ZM62 14H63V15H62ZM88 14H90V15H88ZM101 14H102V15H101ZM110 14H111V15H110ZM112 14H113V15H112ZM133 14H135L136 16H134ZM138 14H140V19H139V17H138V16H139ZM145 14H144V15H145ZM152 14H153V15H152ZM198 14H201L200 17L204 20V18H205L204 16H205L206 12H201V11H200ZM31 15H33L32 18L30 17ZM72 15H73V16H72ZM86 15H87V16H86ZM93 15H94L95 17L98 16L97 14H93ZM108 15H110V16H108ZM114 15L117 16L116 19H114V18H115ZM137 15H138V16H137ZM151 15H152V17L155 16L156 18L154 17V18L150 19V21H149V17L151 18ZM189 15H188V16H189ZM91 16H92V15H91ZM141 16H142V18H141ZM202 16H203V17H202ZM59 17H58V18H59ZM79 17H80V18H79ZM137 17H138V18H137ZM160 17H159V18H160ZM207 17H209V21L211 22V18L214 19V18H215V14H212V15L207 16ZM50 18H51V17H50ZM63 18H64V17H63ZM131 18H132V19H131ZM133 18H134V19H133ZM59 19H62V17H60ZM73 19H71V20H73ZM136 19H138V21L141 20V23H140V21L138 22ZM147 19H148V20H147ZM31 20H33V21H31ZM103 20H102V22H103ZM134 20H135V21H134ZM146 20H147V21H146ZM136 21H137V22H136ZM80 22H81V23H80ZM106 22H105V23H106ZM210 22H209V25L206 24V27H210V25H211ZM150 23H148V24H150ZM154 23H155V22H154ZM39 24H40V25H39ZM45 24H46V23H42V25H44L43 28H45V26L47 25V24H46V25H45ZM135 24H136V25H135ZM137 24H138V25L140 24V25H139L140 27H141L142 24H143V26H142V28H140V30H139L138 28L135 29L136 26L139 27ZM28 25H29V23H28ZM38 25H39V26H38ZM81 25H82L81 28H83V25H84L85 27L87 26V25L84 24V23H82ZM81 25H80V26H81ZM134 25H135V26H134ZM40 26H41V27H40ZM131 26H132V25H131ZM85 27L83 28L84 31H81V32H80V35L82 36V34H83L84 37H85V33H87V34H86V37H87V38L85 37L84 39H87L89 42H88L87 40H84V39H83V41H84V42H83V41H82V38H83V37H80L81 39H79V40H81V41H82L83 43H85V44H80L81 47H80V45H79V47L82 48L83 46H85V49H86V51H87L86 54H88V55H87V58H89L88 60H90L91 57H94V56H92V55H95V56H96L97 54H94V53L92 54V52H93V51H92V47H91V49L89 48L90 50H88V49H87V46L93 45V43H94V45H95V42H96V40H97L96 38H98V37H95V38H94V35H93L92 33L89 35V33H88L89 31H88V30H85V29H87V27H86V28H85ZM129 27H130V26H129ZM236 27H237V26H236ZM240 27H241V26H240ZM240 27L238 26L236 29L231 30V31H230V34H231V35H229V37H228V38H230V43H228V44H230V45H234V47L237 48L234 52H237V51L239 52V48H238V47L240 46V43H239V42H240L241 40L247 39L245 42L250 43V45H251V42H250L251 40H249V38L245 35V33L242 31V29H240ZM117 28H118V29H117ZM35 29H37V30H35ZM142 29H143L145 32L142 31ZM85 31H86V32H85ZM124 31H125V30H124ZM82 32H83V33H82ZM84 32H85V33H84ZM142 32L145 33V34L148 33V36H146L147 34L145 35V34H143ZM31 33H30V34H31ZM139 33H140V34L142 33L144 36H146V37L149 39V40H148L147 38H145V39H146V42H144V43L147 44L148 41H152V43H151V42H150V44L148 43V44L146 45V47H141L142 45L145 46V44H144V43H142V45L139 44V42L141 41V40H139V37H140V39H142L141 42H143V41H145V40H144V37H143L142 35H140ZM88 35L90 36V38H88V37H89ZM92 36H93L94 40L96 39L95 41L92 39ZM95 36H96V35H95ZM245 36H246V37H245ZM2 37H4V36H2ZM2 37H1V38H2ZM141 37H142V38H141ZM1 38H0V39H1ZM41 38H42V39H41ZM154 38H155V39H154ZM40 39L43 40V41H41L40 43H39L40 40H37V39H36V40L38 41L39 44L42 45V44H43L42 42H44L45 38H43V36H41ZM136 39H137V40H136ZM32 40H35V39H32ZM36 40H35V41H36ZM130 40H131V38H130ZM130 40H129V41H130ZM132 40H133V39H132ZM132 40H131V41H132ZM161 40H163V41L161 42ZM166 40H167V39H166ZM29 41H30V40H28L27 43H28V44L30 43L29 45H31V42H29ZM35 41H32V43L35 42ZM37 41H36V42H37ZM81 41H80V42H81ZM85 41H86V42H85ZM90 41H92V42H91V44L89 45ZM137 41H139V42H137ZM159 41H160V42H159ZM168 41H169V40H167L166 42H168ZM78 42H79V41H78ZM80 42H79V43H80ZM82 42H81V43H82ZM87 42H88V44H87V46H86V43H87ZM132 42L134 43V41H132ZM153 42H154V43H153ZM166 42H164L161 46L164 47V45H166V44H165ZM38 43H37V44H38ZM45 43H46V41H45ZM45 43H44V44H45ZM79 43L76 44L77 49H80V48H78V44H79ZM133 43H132V44H133ZM137 43H138L140 46H138ZM241 43H242V42H241ZM28 44H27V45H28ZM44 44H43V46H45ZM27 45H26V47H27V48H26L27 51L24 53L25 56H23L24 58L21 59V61L23 62V61H25L26 58H27V60H26L27 62H26V61H25L24 63L21 62V63L23 64V65H22L23 67L21 66L23 69H25L26 66H28V65H27L28 63L30 64V63L32 62V61H30L32 57L30 58L29 55H32V49H33V46H32V45L30 46V47H31V51H30L31 53H30ZM33 45H35V44L33 43ZM94 45H93V47H94ZM212 45H213V48L217 47V46H215V44H212ZM43 46H42V50L44 49V51L41 50L43 53L40 52V53H42V55H43V54L45 53V51H46V49L43 48ZM161 46H160V47H161ZM30 47H29V48H30ZM137 47H136V48H137ZM154 47H155V46H153L150 50H145L146 52H149V53L146 54L147 56H146V55H145V56L142 55L143 53H146L145 51H142V50H141V52H140V50H139V53L137 52V56H138V54H139L138 57H140V59H143V58H145V57L147 58V60H146L145 63L148 62V63H147V70H148V71H149V67H150V66L153 67V65H154L153 68H150V69H151V70H150L151 72H150V71H149V72H150L151 74L148 73V72H146V71H144V70L146 69V67H144V66H146L145 63L143 64L144 70H143V67H142V66H141L142 69H140V70L135 68V69L138 70V71H141V70L144 71L145 74L148 73L146 76L144 75L145 78H147V79H145V82H146V85H147V86H145V88H144V90H145V92H144V96H145V97L142 96L143 93H142V95H141V94H140V95H137V94H135V93H133V92H132L133 94L130 92V94H128V95L130 96V98L127 97V94H125V95L121 98V100H120L119 98H120L121 95H122V93H121V89H122V88H120V92H119L120 94L115 95V93H112V95H110V96L107 97V100H106V99H102V100H101L102 102H101V104H100V107H98V109H96V107H95V106H96V105H95V101H93V100H94V99L96 100V99L99 98V97H98V94H99L100 91H102L101 89L105 88L106 85H109L107 82H109L110 80H111V82L113 81L112 78H113V75H114V74H115L114 76L118 75V76L120 77V79L123 80L125 77H126V78H127V76L130 77V76H132V75H135V74L138 72V71H136L135 69H133L134 71H133V70H129V71H132L133 74H132L131 72L129 73V71H128V69H132V68L134 67V66H133V63L135 62V60H136V59H139V58H136L137 56L135 57L136 59L133 58L135 55L131 58V60L133 59V60H132V63H130L131 60L129 59V60H130V61H129L130 64H129V63H124V60H125V59H122V57H123V58H126V56H125L124 54H123L124 56H122V54H121L120 56H122V57H119V58L121 59V61H119V58H118V60H117V58H116V60H115V59L113 60V58L118 57V56L113 55L112 58H110L109 60L107 59V60L109 61V62L107 61V63L110 64V65L108 64L110 67H111V66H114V65H112V64L115 63V66H114V67H111V68H110V67L108 68V66L106 65L107 63H105L106 66L103 65L104 67H103V68H100V66H99V64H98V60L96 61V59H98V58H91V60H90V64H89V61H88L86 58H82L84 61L86 60V63H85V64L87 65V63H88L87 66H88V67L91 66V67H90V68H86L87 66L85 65V68L87 69V70L85 69L86 73L84 72V76H83V78H81V79H82V82L79 83L80 85L78 84L79 87L81 86V88H77L78 90L76 89L77 91H81V90H82V91H81V92H75V91H74V92H75V93L73 92V93H74V96H75L76 94L79 95V93H80L81 95L84 94L85 91H88V90L91 89V88H89V86H90V87H93V89L90 90V92L92 91L91 94L89 93V91H88L89 94H88V93H87V94L85 93V94L83 95V96H85V97H83V96L81 97V95H79V96H75L76 98L74 99V96H73V94H72L73 98H72V99H69L70 101H69V100L65 101L66 99L64 98V96L66 97V95L69 93V90H68L67 88H64L65 86L62 87L64 84L61 83V81H59V80H61L60 78H63L61 74L59 75V72H60V71L58 70V72H56V75H57V73H58V75L60 76V77H59V76L57 75V76L59 77V79H58V78L55 79V76H56V75H55V76L53 77V79H52L51 75L48 74L49 77H50V82H49V83H50V84H54V85H58V88L60 87L59 92H60L61 94H59V92H57V96H56V97H58V99H60V98L63 99V98H64L63 101H65V103H66V104H65L66 107H65V106L63 107L62 105H59V103H56V104L53 103L52 107H57V108H59V109H61V110H64V111L69 110V109L72 110V111H71V112H72V113H71L72 116H70V117H71L70 120H71V123H73V126H74V123H77V122H75L76 119H77L78 121H79V120H80V121L83 120V121H85V122L81 121V127H80V126L78 127V128H81V129H77V130H76V129H75V130H74V129H73V130L71 129V130H69L68 133L70 134V136H69V134H68V139H67V137H66V139H64L66 142H65L64 140H62L63 143H62L61 145H59V146H58V145H57V146L55 145L56 143H55V141H53V138L50 137V139H49V137H48V139L45 138L46 140L44 139L43 141H41L43 138H40V137H41L40 135H42V134H40L39 132L31 131V132H30L31 135H33L34 137H36V138L34 139V137L31 136V138L34 139V144L36 143V145H34L33 142H32V145H31V143H30L31 141L29 142V145H28V142H26L25 145H28V146H26V148H25V145H24V148H25V149H24V148L22 149V151H21V153H20L21 156L18 154L20 157H19L18 155L16 156V157H17V158L15 159V162H16V163H15V162H14V163H15L16 165H19V162L21 161L20 163L23 164L24 161H25V159H23V158H24V156L27 154V151L30 152V153H31V151H32V153H35V152L37 151L38 154L41 155V156H43V154L45 155V153H46V155H48V156L44 157L46 163H45L44 165H42L43 162H41V161H42L41 157H40L37 153H35V154H34L35 156L33 157V156H32L33 154L31 153V154L28 155V156H32V159H31V160L28 159V161H25V163L28 162L27 165H26V164H23V165L20 164V167H21V168H22V166H23L22 170H21V168H20V170L17 171V169H18L19 166L17 167L16 165H15V166L13 165L14 167H16L15 169H16V171L19 173V175L21 174V175H22L21 177H23V174H24V176H26V175L29 174L30 177H29V178H28V176L26 177V178H28V181H29V180L34 176L35 173L38 174V173H40V171H44V172H46V173H49V172L51 171L52 167H54V166H55L56 164H58V163H62V162H63V160H64L63 158H64L65 155L68 154L69 151H70L69 149H71L72 147H76L75 145L77 144L78 148L80 147V148H79V151H80V152H81V151H82V152L85 151V152H84V153H85V156L89 155V156H87V158L91 159V160H90V162H91V164H90V165H91V166H90V167H91V169H90L91 173H90V174H92L91 176H95V175H98L99 177L101 176L100 178L97 176V178H99V179H95L96 177H95V178H94V177H88L86 180H87L88 184H90V185H91V184H92V185H95V186H96V190L99 189V192L97 191L99 194H96V190H95V192L93 193V196L96 194V195L94 196V198L98 195L95 199H97V200H99V201H101V202H104L103 200H105L106 197H108L109 193L111 194V191H115V192H112L111 195H116L115 193L117 192V190H115V189H119V187H121L122 184H126V183H127V184H130L131 180L133 179V177L135 176V174H136V172H137V171L135 172V169L139 171V167H138L137 164H134L135 162H134L133 159H132L134 156H131V157H132V158H130V159H132L131 166H132L133 169H134V167H136V166H137V168H135L134 170H132V168L129 167L128 170L130 169L129 173L132 174V172H133L134 175H133V174L130 175L129 173L124 174V178H125V179H127V177L129 178V179H127V181H126L124 178H123V179L115 178L116 180L118 179V181H119L120 183H119L118 181H116L115 179H112V180H111V179L109 178V172L113 173L112 171H114V169H112V167L115 168L116 163H118V161H119V160L116 161V159H118L117 157H119L120 155H119V154H118L119 156H118V155H115V157H116V156H117V157H116V159H114V160L111 159V157H110L111 160H110L109 158H106V156H108V154H106V155L102 154V156H101V154L98 153V152H99V149L97 148V147H98V145H97L98 142L95 141L94 143H96V145H94L93 140L91 139L92 137L89 136L90 134H89V132H88V127H89L88 125H89V123H91L90 126H95V125L98 123L97 120H99V122H100V121L103 122L102 119H104V118L107 119V118H109V117H111V116H113V115H115V114H117V115L119 114V115H120V112H121V116H123V115H124V116H127V115H128V116H129L128 118L132 119L131 117H133L132 114H134L135 110H136V111L139 110V111H138L139 113L142 112V113H141V114H142L141 118L144 117V118H142V120L145 121V120L148 118V119L146 120V122H147V121H153L155 124H156V122H158V123H157L158 125L156 124V126H155V124H154L153 122H151L152 124L150 123L149 129H150L151 131H150L149 129H147V132H146L147 135H145L144 138L141 139V138L139 137L140 135H139L138 132H137V133L134 132L135 135L137 136V138H136V137L134 138L135 135L132 136V137L134 138V143H135V141H136V145H137V144L139 145V146L137 145V147H141V145H142V146H145V145H146V146H145L146 148H147V146H148V147H150V146L157 147V148L155 149L156 151H153V155L150 154L152 157H154V155H155L154 159L156 158V161H154L153 158H152L150 155H149V157H151V158H149V157H148V158H149V161H152V162H150V163H154V164H155L154 167L152 166V168H154V172H155V169H158V170H156V174H157V175L159 174L158 176L160 177V182H159V183H160V187H159V190H158V193H159L160 195H159V194L150 195V196L148 197V199H146L147 202H150V203H152V204L155 203L154 205H155L157 208L160 209V208L165 204V200H166L165 198H166V194H167V193L169 194V193L171 192V194H172V193L174 192V190L178 191L180 188H182V189H180L181 192H183V191H187V192H188V194H187V192H183V194H184V193L187 194V196H186V194H185V196H184V200H183V197H182V200H183V201H189L190 199H191V201H194L195 199H193V198L191 197V194L193 195V194H194L197 190H199V189H200V190L203 189L202 192L204 193L203 196L200 197V199H202L205 195H206L205 197H210L211 193H213V191H214V190H212V188H213V187H217L216 185H217L218 183H216V182H219V184H220V183L222 184V185L220 184V186L218 185V186L220 187V190H219V188H218L217 191H218V190L221 191V189L223 188V187H221V186H223L224 184L229 185V184L232 183L231 185H229L228 188L225 186L221 192L223 193L225 188H226V190H228V189L231 188L230 190H232L234 193H235V190L238 192V188H239L238 185H240V182H238L239 184H237V182H235V181L238 180V178L240 179L239 175L236 174V173H238V172H240V171H241L242 173L244 172V174H246V176H245V177H247V178H246V181H248L249 179H251L253 175H254V176H253L254 178H257V177H258L257 180H259L260 178H261V180H262V179L264 180V175H263V178L260 176V175H262V173H260V171H261L262 169H264V166H262V165H264V164H262V163H264V161H262L261 163L259 162V159H260V160H262V159L264 160V156H263L264 153L262 154V156H260V158H259V157H258V158L256 157L257 160H258V164L260 165V168H262V169H260V168L258 167L257 162H255V161H257L256 158H254V162H252V161H253V160H251L252 156H249V157H248L247 155H245V157H244V154H246V153L243 152V150H242L241 147H240V148L238 147V146H239V144H238L239 142H238V141L236 142V140H237L236 137L234 138V139H235V143H236V145L238 144L237 147H238V151H240V152L238 153V151L236 150V148H235L236 145H235V147L232 149V147H233V146H232V145H233L232 142L234 141L233 137H232L231 135H229V132H226V135H229L233 140H231V138H230L229 136L226 137V136H225V132H223L222 130H220V131L223 132V134H221L222 132H220V131H219V128H217L218 126L215 125V124H216V123H215V122H216L215 119H211V118H213V117L207 115V113H206L207 110L204 109V107L199 106V108L197 107V109H196V106H198V105H195V107H193V106H194L193 102H195V100L198 99V98H197L198 96H195L196 98L194 99V97L192 98V96H194V95H192L191 93L194 92L195 95L198 94L199 96H201L202 94H199V93L201 92V89L203 88V85H206V86H204V88H207L208 86H213V84H212V83H213L212 80L214 81V84L217 83L218 81H222L221 79L224 80V78H225V77L222 78V76H225V74H221V75H214V74H213V75H212V73H211L210 76H213V77L215 76V77H216V78H215V77H214V78H211V77L208 75L209 73H206V70H207L206 67H204V71H203V74H202L203 79H201L200 83L197 85V86H198V87H197L198 90H197V88H196V90L194 91V88L192 89V87H196L195 80H197V79H193L195 75H194L193 73L190 72V68H188V70H189L190 73L187 72V68L182 69V66H184V65H182V64H185V67H186V65H189V64H187V61H185V62H186V63H185V62H182V61H184V60L179 61L178 58L175 60V57H174V56H172V57L170 56L171 59H172V58L174 59V60H173L174 64L171 63V62H172L171 60H170V64H171V65L169 64V62H167V61H169L170 58H169L166 62H162L163 65H161V67L163 66V67H166V68H167V67L169 66V67H170V70H172V71H173V70L175 71V69L177 68L178 71H177V70H176V71H177L178 73H180V74H178L177 72L175 73L174 71H173V72L170 71V70H169V67L167 68L168 71H167L165 68H163V67H162V69H161L160 67H158V66H159L158 60H157V62H155V61H156V58L152 57L154 54H155L154 56L156 57V53H157V52L159 53L161 50L158 49V51L156 52L157 49H156V47H155V51H154V49H153ZM162 47H161V48H162ZM138 48H137V49H138ZM144 48H145V49H144ZM249 48H250V46H249ZM82 49L85 50L84 47H83ZM152 49H153V52H156V53H151L150 51H151ZM162 49H163V48H162ZM80 50H81V49H80ZM83 50H82V51H83ZM163 50H164V49H163ZM82 51H81V57H86L85 55H83V54H85V53H84L85 51H83V52H82ZM88 51H89V52H88ZM28 53H30V54H28ZM82 53H83V54H82ZM141 53H142V54H141ZM150 53H151V55H152V54H153V55H152V56L149 55ZM26 54H27V55H26ZM140 54H141L143 57L140 56ZM259 54H260L261 58H260V56L258 55V53H257V55H258L259 57H258L257 55H256V56L253 55V53H252V56H253V57L255 56L254 58H252V56L249 55V57L251 56V60L253 61V63L255 62V63H254V66H255V64L258 65V66L255 67V69H258V70L260 69V70H259V71H260L259 74L262 75V76H260V77L263 78V80L261 79V80L258 82L259 84L256 85V86L254 87V88H255L254 91H256V90L258 89L257 92H258V93H261V94H260V95H259L258 93L254 94L255 92L252 90L254 93L251 92V98H250V101H253V103H252V102H251V103H252V105H254V108H259L260 106H262V107H260V108H262V109L259 108V112H260V110H261V112H260L259 114H256V113H255L256 116H255L254 114H253L254 116L251 115V118H252V116L255 117L254 120H253V118H252V119L250 118L251 120H253V122L251 121L252 123L256 122L257 120L260 121V123H259V122H256V123H259V126H258V124L255 125V123H254V125H253V124L251 123V125H252V128H251V129H253L254 127H257L256 129L254 128L255 131H257L258 128H260V130L262 131L263 128H264V126H262V124L264 125V123H263V122H264V117H262L263 115L261 114V113L264 112V111L262 112V110H264V97H263V95H264V93H263V90H264V82H263V81H264V73H261V72H264V71H263L264 68L260 67V66H263V67H264V65H259L260 63H261V64L264 63V59L262 58V55H263V57H264V54H261V53H259ZM82 55H83V56H82ZM240 55H241V58H237L238 60L236 59L237 61H239V69H238L239 71L237 72V74H238L237 79H238V80H240V79L243 77V76H240L241 78H239V74H240V75H245L246 72L251 71L252 68H254L252 62H251L252 64H250V65H252L251 69L249 68L250 65H247V66H246L245 63L248 61V59L246 58L247 56H243V55H244L243 52H241ZM26 56H28V57H26ZM148 56H150V58H151V57L154 58L155 61H153V62H154V63H157L158 66H157L156 64H154V63L152 62V60H150V58H148ZM96 57H98V55H97ZM141 57H142V58H141ZM257 57H258V60H257ZM48 58H49V57H48ZM152 58H151V59H152ZM259 58H260V60H259ZM9 59H11V61H12L13 57L11 56V58L9 57ZM14 59H15L16 65H17L19 68H21V67H20V60H19V59H16V58H14ZM24 59H25V60H24ZM92 59H94V63H92ZM111 59H112L114 62L110 61ZM134 59H135V60H134ZM154 59H153V60H154ZM7 60H8V59H7ZM7 60H6V63H9V62H10L11 64H13V62H11V61H8V62H7ZM122 60H123V62H122ZM231 60H232V59H231ZM236 60H235V61H236ZM13 61H14V60H13ZM17 61H19V64L17 63ZM28 61H30V62H28ZM48 61H50V60H47V62H48ZM115 61H118V62H115ZM175 61H177V62H175ZM178 61H179V62H178ZM259 61H260V62H259ZM15 62H14V63H15ZM110 62H111V63H110ZM120 62H122V63L120 64ZM149 62H150V63H149ZM151 62H152V63H151ZM180 62H181V65H182V66L179 65ZM25 63H27V64L24 66ZM48 63H50V62H48ZM116 63H117V64H116ZM123 63H124V64H123ZM160 63H161V62H160ZM177 63H178V64H177ZM93 64L98 65V67H99L100 69H102V71H103L104 73L101 72V70H100L98 67H96V66H92ZM122 64H123V65H122ZM126 64H129V65H130V68H129V65H126ZM148 64H149L150 66H149ZM152 64H153V65H152ZM165 64H167V65H165ZM168 64H169V65H168ZM175 64H176V65H175ZM243 64H245V65H243ZM89 65H90V66H89ZM118 65H121L122 67H121V68H118V67H117ZM155 65H156V66H155ZM174 65H175V66H174ZM177 65H178V66H177ZM240 65H241L242 67H241ZM127 66H128V67H127ZM148 66H149V67H148ZM171 66H174V69H173V67H171ZM176 66H177V67H176ZM180 66H181V67H180ZM189 66H190V65H189ZM189 66H187V67H189ZM245 66H246V67H245ZM24 67H25V68H24ZM95 67H96V68H95ZM106 67L108 68L107 70H106ZM116 67H117L118 69H116ZM123 67H126V68H123ZM131 67H132V68H131ZM175 67H176V68H175ZM178 67H180V68H178ZM244 67H245V68H244ZM22 68H21V69H22ZM91 68H92V69L94 68V69H93L94 72H92V69H91ZM104 68H105V69H104ZM183 68H184V67H183ZM240 68H241V69H240ZM247 68H248L249 70H247ZM95 69H96L97 71H96ZM109 69H110V70L113 69V71H111V72H113V73H111V72L109 71ZM114 69H115V70H114ZM119 69H120V70L123 69V71H125L126 73L120 71ZM124 69H126V70H124ZM160 69H161V70H163V69L166 70V71H165V70L163 71V72H166V74L163 73V74H164V75H163V76H164L163 78H158L159 75H161V73L159 72ZM180 69H182V70L180 71ZM244 69H245L246 72H244ZM255 69L252 70V71H253V72L257 71V72H258V70H255ZM261 69H263V70H261ZM88 70L90 71V73L87 72ZM104 70H106V71L108 72V74H107V72L104 71ZM116 70H117V71H116ZM184 70H186V71H184ZM240 70H241V71H240ZM95 71H96V72H95ZM115 71H116V72H115ZM49 72H50V71H48V73H49ZM97 72H98V74H97ZM99 72H100L101 74H100ZM109 72H110V74H109ZM119 72H120V73L122 72L123 75H124V77H123V76L121 77L120 75H122V73L119 74ZM167 72H168L169 74H168ZM171 72H172V73H171ZM182 72H185L186 75H185L184 73H182ZM243 72H244V74H243ZM60 73H61V72H60ZM87 73H88V74H87ZM102 73H103L105 76H104ZM105 73H106V74H105ZM127 73H128V74H127ZM144 73H143V74H144ZM170 73H171V75H170ZM174 73H175V74H174ZM194 73H195V71H194ZM92 74H93L94 76H93ZM95 74H97V75H95ZM99 74H100V75H99ZM111 74H112V75H111ZM126 74H127V75H126ZM172 74H173V77H172ZM177 74H178V75H177ZM181 74H182L183 76H182ZM189 74H190V75H189ZM85 75H89V77L91 76V77H90L91 79L88 78V77L85 76ZM98 75H99V76L101 77V79H102V82H101L102 84L100 83V80H99L100 77H99ZM102 75H103V77H102ZM108 75H109L110 78H109V77L106 78V76H108ZM125 75H126V76H125ZM168 75H169V76H168ZM176 75H177V76H176ZM179 75H181L182 77H180ZM193 75H194V76H193ZM235 75H236V74H235ZM52 76H53V75H52ZM57 76H56V77H57ZM92 76H93V77H92ZM95 76H96V77H95ZM97 76H98L99 78H97ZM111 76H112V77H111ZM166 76H167L168 79H169L170 76H171L173 79L170 78L169 80H171L172 82L168 80V81H169V83H168L167 79H165ZM174 76H175L176 78H175ZM184 76H185V77H184ZM188 76H189V78H190V76H192V79H193L194 81H192L191 78H190V81H189ZM206 76H207V80H205ZM218 76H220V78H219ZM236 76H237V75H236ZM236 76H234V79L236 78ZM94 77H95L96 79H98L99 82H98V80H97V83H96V80H94V79H95ZM104 77H105L106 80H105V79L103 80ZM160 77H161V76H160ZM186 77H187V78H186ZM86 78H88V82L86 81L88 87H87L86 85H84L85 82L83 81V79L85 80ZM93 78H94V79H93ZM108 78H109V79H108ZM114 78H115V77H114ZM157 78H158V80L161 79L162 81L160 80V82H159V81L157 80ZM174 78H175V79H174ZM177 78H178L179 80H178ZM181 78H183V79H181ZM184 78H186V79H188V80H186V79H184ZM208 78H209V79H208ZM217 78H218L219 80H218ZM48 79H49V78H48ZM89 79L91 80V82H92L95 86H96V84H97V85L99 84V86H96V89H95V86H94L92 83H90V80H89ZM86 80H87V79H86ZM92 80H93V81H92ZM147 80H148V81H147ZM164 80H166V82H167L168 85L165 83ZM176 80L179 81V82L176 83V82H175ZM182 80H183L184 82H183ZM185 80H186V81H185ZM202 80H203V81H202ZM32 81H34V79H32ZM56 81H59V82H56ZM80 81H81V80H80ZM103 81L106 82V83L104 84ZM173 81H174V83H173ZM181 81H182V82H181ZM204 81H207V83L204 82ZM83 82H84V83H83ZM111 82H110V83H111ZM161 82H163L162 85L159 84V83H161ZM185 82H186L187 84H186ZM190 82H191V83H190ZM201 82H202V83H201ZM225 82H226V80L224 81V83H225ZM261 82H263V83H262L263 85L261 84ZM60 83H61L62 85H61ZM88 83H89L90 85H89ZM95 83H96V84H95ZM172 83H173V84H172ZM179 83L181 84L180 86H182L183 83L186 84L185 86L183 85V86H184V87H183V90L189 92V93H187V92L185 93V92H184V97H183L182 94H180V95H182V96H176L177 94H173V93H176V92H174L175 90H172V89H171V88H174L175 86L177 87V86H178L177 84H179ZM192 83H195V85L192 84ZM209 83L212 84V85H210ZM227 83H228V82H227ZM117 84H118L117 87H125V84H124L123 82H120V83L118 82ZM164 84H166V86H165ZM169 84H170V86H169ZM174 84H175V85H174ZM91 85H92V86H91ZM101 85H102V87H101ZM110 85H111V84H110ZM163 85H164V86H163ZM171 85H172L173 87H172ZM192 85H194V86H192ZM259 85L262 87V89L260 88ZM82 86H85V87L87 88V90H85V89H86L85 87L82 88ZM168 86L170 87L171 90H170L169 88H167ZM186 86H188V89H189V90L186 89V88H187ZM189 86H191V87H189ZM201 86H202V88H201ZM258 86H259V87H258ZM61 87H62V88H61ZM97 87H99V88H101V89L99 90V88H98V90H97ZM106 87H107V86H106ZM160 87H162V89L164 88V90H165V88H166V90L168 91V92H167L168 95H167V93H164L166 90H165V91L163 90V91H164V92H163L162 89H161ZM176 87H175V88H176ZM63 88H64L65 90H64ZM84 88H85V89H84ZM88 88H89V89H88ZM254 88H253V89H254ZM259 88H260V89H259ZM71 89H72V88H71ZM79 89H80V90H79ZM158 89H160V90L158 91ZM185 89H186V90H185ZM190 89H191V90H190ZM60 90H61V91H60ZM66 90H68V92H67ZM83 90H84V92H83ZM103 90H104V89H103ZM115 90H116V89H115ZM156 90H157L158 92H160V93L156 94V93H157ZM169 90H170V91H169ZM65 91H66V92H65ZM93 91H95V92H93ZM171 91H173V92H171ZM259 91H260V92H259ZM62 92H63V94H62ZM97 92H98V93H97ZM112 92H113V91H112ZM147 92H148V93H147ZM153 92H154V93H153ZM162 92H163L164 94L167 95V99H168V100H169L168 97H170V96L172 97V101H173L176 97H180L182 103L185 104V105H184V106L186 107L185 110H188V111H189V109H190L191 113H192V110H196V111H197V112H196V111H193L192 116H193V115H194V116H193V117L191 116V120H190L191 122H192V121L196 122V123H193V122H192V123H193V129H194L193 131H194V133H195V130H197V129H195V128H200V126L203 127V129H206V128L209 129V127H211V128L209 129V130H210V135L208 134L209 132H208L207 129H206L207 132H206V131L204 132V130H203L202 128H201L200 130H198V133H199V134L202 133V135L200 134V136H196V133L194 134L193 131H192V134H193V136L195 135V137H193L192 134H190L191 137H189V138L186 137L187 140H186V138H185V140L182 141V143L180 144L181 147H182L183 145H185V146H189L190 149H193L194 147H197V145H195L194 147H193V145H192V146L190 145L191 143H190L189 140H190V138L192 139V137H193V141L191 140V141H192V144H197V143L200 142V143L198 144V146H199V145L202 144V140H203V138H205L206 136H207V138H210L211 140L213 139L214 136H216L215 139H213V141H216L217 143L219 142L218 145L220 146V149L222 150V153L224 154V155L221 154L222 157H224L226 153H227V156H228V154H229V156H232V153H233L232 159L229 157V162H228V164L232 165V163L235 161V163H233V164H234L233 166H235L236 169H237L238 166H239V168H238L237 170L240 169V171H238V172H236V173L234 172V174H232L233 172L230 171V172H231L230 174H232V175H228L229 178H226V177H225V175L227 176V174L229 173V172H228L229 169H227V168H226V170L224 171V173H225V172H227V173H225V175H224V173L222 174L224 177L220 175L222 172L219 173V175L217 174V175H218V177H217V175H216V176L214 175L215 172H214V171H211L210 173L212 174V180L216 181V182L214 183L212 180H210V182H209V179H207V178H208V177H207L208 174H207L206 176H205V175H201V174H204L205 171L202 170V169H200L199 171H201V172L197 171L196 174L201 175L202 178L206 177L205 179H203V180H197V181H198V182H197L196 180H194V179H196V177L193 178V176L196 175V174H194V173H195V172H194V173H193L194 175L191 174L192 177L189 179V180H192V179H193V180L191 181V184L188 183L189 180H188L186 183H182L181 181H179L180 178H181L182 181H183V179H184V178H183L184 176H181V175H179V174H183V175H184V173H185V174H186V173H189L188 170H190V169H189V167L187 166V160L185 159V158L189 157V155H188V154H187V155L185 154V158H182V157H184V156H182V157L179 156V157H178V155H179L178 153H180V151L178 152V150H181V149H178V150L176 151V153H177L178 155L176 156V153L174 154L177 158L174 157V155H172L173 157H171V156H170V157H171L172 160H173V159H176V160L178 159V160L180 161V160L182 159V160H181L182 162H181V161L179 162V161L177 160V161L179 162V164H178V162H177L178 166H176V167L171 166V163H170L169 167H167V165H168V163H167L168 161H167V160H168V158H170V157H168V156H167L168 158L165 157L166 155L164 154V152L161 151L160 148H158V147H159V144L162 142V138H163V136H162L163 132H161V131H164V129L162 128V127H163V123H162L163 120H162V121H160V120L163 119V117H164V112L166 111V109H169V108H167V107H171V105H172V103H171V102H172V101H171V98H170V100L167 102L166 95H164ZM197 92H199V93H197ZM65 93H67V94H65ZM196 93H197V94H196ZM201 93H203V90H202ZM252 93H253V94H252ZM69 94H70V93H69ZM69 94H68V95H69ZM95 94H96V95H95ZM151 94H152V95L154 94V95H155V96L153 95L154 97H157V96H158V97H157L158 100L155 99L154 97H152ZM172 94H173V95H172ZM186 94H188V95H186ZM190 94H191L192 96H191ZM59 95H62L63 97H62V96L60 97ZM89 95H90V97H89ZM91 95H92V96H91ZM132 95L134 96V101H133V98H132L133 96H132ZM146 95H147V96H146ZM160 95H161V97H160ZM169 95H170V96H169ZM254 95H255V96H254ZM257 95L260 97V99H257V98H259ZM86 96H87V97H86ZM93 96H94V97H93ZM131 96H132V97H131ZM136 96H137V97L140 96V97L137 98ZM149 96H151V97H149ZM185 96H187V97H185ZM188 96L191 97V98H190L191 100L189 99ZM261 96H262V97H261ZM79 97H80V98H79ZM141 97H142V98H141ZM143 97H144V98H148V97H149L148 99H149L150 102L148 101V99H144ZM159 97H160V98H159ZM163 97H164V98H163ZM173 97H174V99H173ZM254 97H255V98H254ZM83 98H84V99H83ZM86 98H87V99H86ZM91 98H92V99H91ZM131 98H132V100H129V99H131ZM136 98L139 99V100H140V98H141V103H140V104H139L140 101L137 100ZM151 98H152V101H151ZM153 98H154L155 100H154ZM162 98H163V99H162ZM184 98H185V100H182V99H184ZM261 98H262V99H261ZM61 99H60V100H61ZM73 99L75 100L74 102H73ZM79 99H80V100H79ZM88 99H89V102H88ZM90 99H91L92 103H91ZM143 99H144V100H143ZM159 99H161V100H160L161 103L159 102ZM192 99H194V100H192ZM251 99H252V100H251ZM255 99H256V100H255ZM86 100H87L88 103H87V102H85V103H87L88 105L91 103V104L89 105V106H90V109L88 108V105H87V104H85V103L83 104V102L86 101ZM135 100H137V101L135 102ZM145 100H146V102H148L149 104L146 103ZM165 100H166V101H165ZM189 100H190V101H189ZM258 100H259V101H258ZM260 100H261V101H260ZM262 100H263V101H262ZM76 101H79V102H76ZM80 101H81V102H80ZM108 101H111L112 106H110L109 104H107ZM127 101H128V102H127ZM130 101H131V107H134L135 109H134V108H131V107L129 106V105H130V104H129ZM143 101H144L145 103H144ZM157 101L159 102V104H163L164 107H165L167 104H168V105H167V107H165V108L163 109V106L161 107L159 104H157V103H158ZM170 101H171V102H170ZM185 101H186V102H185ZM187 101H188V102H187ZM191 101H192V102H191ZM255 101H256V102L258 101V102H261V103L258 104V102L256 103ZM72 102L74 103V104H73V109H74V107H76L74 110H73L72 107L70 106V104H71ZM93 102H94V103H93ZM153 102H154L155 106L151 107V108H150L151 111H150L149 109H147V107L149 108L150 105L152 106V103H153ZM163 102H164V103H163ZM166 102H167V103H166ZM184 102H185V103H184ZM190 102H191L192 104H191ZM254 102H255V104H254ZM12 103L15 104V102H12ZM12 103H10V104L12 105ZM69 103H70V104H69ZM76 103H77V105H76ZM80 103H81V104H80ZM117 103H118V104H117ZM126 103H128V104H126ZM135 103H138V104L135 105ZM165 103H166V104H165ZM170 103H171V105H169ZM187 103H189V105H188ZM116 104H117L119 107H118V106L115 107ZM124 104H126V107H124V106H125ZM143 104H144V107L142 108V106H140V105H143ZM145 104H146V107H145ZM147 104H148V105H147ZM190 104L192 105V107H190V106H191ZM257 104H258V106L255 107V105H257ZM26 105H28V104H26ZM33 105H36V107H37V105H38L37 109L40 110V104H39V103H36V104H33ZM33 105H32V107L29 108V110H31V111L28 110L29 112H31V118L33 117L32 119H30V117H28V119L31 120V121L34 119V117H36V115H37V111H38L37 109H35V106H33ZM67 105L70 106V107H68ZM71 105H72V104H71ZM81 105H83V106H81ZM93 105H94V107H93ZM134 105H135V106H134ZM85 106H87V108H85ZM91 106H92V107H91ZM137 106H139V107L136 109ZM156 106H157V107H156ZM182 106H183V105H182ZM187 106H188V107H187ZM204 106H205V104H204ZM12 107H13L12 109L16 112V110H15L14 108H17V107H15V106H12ZM127 107H128V109H129V107H130L129 110L127 109V110L129 111L128 113H127V110H126ZM252 107H253V106H252ZM32 108H34V109H32ZM111 108H112V111H110ZM113 108H114V109H113ZM118 108H120V110H119ZM161 108H162V109H161ZM188 108H189V109H188ZM191 108H192V109H191ZM193 108H194V109H193ZM200 108H201V109H200ZM131 109H132V110H131ZM133 109H134V110H133ZM140 109H141L142 111H141ZM155 109H156V113L154 112ZM157 109H158L159 111H158ZM182 109H183V108H182ZM199 109H200V110H199ZM10 110H11V109H10ZM34 110L36 111V114H34V113H35ZM113 110H114V112H113ZM116 110H117V111H116ZM144 110H145V112H144ZM146 110H147L148 114H147ZM152 110H153V112H154L155 115L152 113ZM161 110H162V111H161ZM164 110H165V111H164ZM204 110H205V111H204ZM14 111H13V113H14ZM28 111H27V115H28V114L30 115V113H29ZM33 111H34V112H33ZM108 111H109V112H108ZM130 111H131V113H130ZM163 111H164V112H163ZM198 111L203 112L204 114H203V115H202V114H199L200 112H198ZM107 112L110 113V114L113 112L114 114H113V113H112L111 115L109 114V115H110V116H109V115L107 114ZM115 112H116V113H115ZM118 112H119V113H118ZM124 112H125V113H124ZM143 112H144V113H143ZM150 112H151V113H150ZM160 112H162V113H160ZM194 112H195V114H194ZM32 113H33L35 116H33ZM79 113H80V116H79ZM83 113H84L85 115H84ZM122 113H123V114H122ZM149 113H150V114H149ZM158 113H160V116H159ZM196 113H197V114H196ZM86 114H87V115H86ZM125 114H126V115H125ZM198 114H199V115H198ZM205 114H206V117H205ZM29 115H28V116H29ZM81 115H83V116L81 117ZM88 115H90V118H89ZM102 115H104V116H105V115H106V116L108 115V116H107V118H106V116L103 117ZM143 115H144V116H143ZM156 115L159 117V119H156V118H155V119L153 120V116L155 117ZM162 115H163V117L161 118ZM195 115H196V117H197V120H196V119H193V118H196ZM201 115H202V116H201ZM257 115H258V116L261 115V116H259V117H260V118L262 117V119H257V118H259ZM14 116H15V114H14ZM78 116H79V119H78ZM86 116H87L88 118H86ZM92 116H93V120L91 119ZM96 116H97V118H96ZM99 116H100V117H99ZM146 116H147V117H146ZM157 116H156V117H157ZM198 116H201L202 119L205 117V118L203 119L204 121L201 119V117H198ZM203 116H204V117H203ZM76 117H77V118H76ZM98 117H99V118H98ZM158 117H157V118H158ZM207 117H208L209 119H207ZM80 118H81V119H80ZM82 118H83V119H82ZM84 118H85L86 120H84ZM101 118H102V119H101ZM141 118H140V119H141ZM198 118H199V119H198ZM100 119H101V120H100ZM149 119H151V120H149ZM205 119H207V120L205 121ZM256 119H257V120H256ZM77 120H76V121H77ZM88 120H90L89 123H88ZM142 120H139V121H141L140 123H142ZM155 120H156V122H155ZM199 120H200V122H199ZM211 120L214 121V122H212ZM261 120H262V121H261ZM80 121H79V122H80ZM91 121H94V122L92 123ZM137 121H138V120H137ZM139 121H138V122H139ZM197 121H198V122H197ZM202 121H203V122H202ZM207 121H208V123H211L210 125H208V127L206 126ZM101 122H100V123H101ZM201 122L203 123L204 126L201 124ZM261 122H262V123H261ZM86 123H88V124L86 125ZM100 123H98V124H100ZM197 123H199V125H200V124H201V125L199 126ZM82 124H83V126H82ZM84 124H85V125H84ZM93 124H94V125H93ZM153 124H154V127H153ZM212 124H214V125H212ZM260 124H261V125H260ZM196 125H197V126H196ZM195 126H196V127H195ZM205 126H206V127H205ZM261 126H262V128H261ZM2 127L4 128L5 125L1 126V130H4ZM150 127H151V128H150ZM152 127H153L154 130H152ZM156 127H157V128H156ZM194 127H195V128H194ZM5 128H6L5 130H7V127H5ZM82 128L85 129V130H83ZM161 128H162V129H161ZM212 128H213L214 130L217 129V130L215 131V133H218V132H219L220 135H219V133H218V135H216V134L214 133V130H213V132L211 133ZM86 129H87V130H86ZM254 129H253V130H254ZM5 130H4V131H5ZM13 130H14V129H13ZM202 130H203V131H202ZM260 130H259V131H260ZM10 131H11V130H10ZM72 131H73V132H72ZM74 131H75V132H74ZM77 131H78V132H77ZM81 131H82V132H81ZM83 131H84V132H83ZM156 131H157V132H156ZM159 131H160V133H159ZM200 131H201V132H200ZM217 131H218V132H217ZM261 131H260V132H261ZM33 132H34V134H33ZM79 132L82 133V135H81V136H82V137H81L82 139L79 137L80 134H81V133H79ZM85 132H86V133H85ZM150 132H151V133H150ZM154 132H155V133H154ZM257 132H258V131H257ZM36 133H37V134H36ZM38 133H39V134H38ZM76 133H77V134H76ZM84 133H85L86 135H84ZM87 133H88V134H87ZM152 133H154L155 135L152 134ZM204 133H205V134H204ZM227 133H228V134H227ZM262 133H263V134H262ZM148 134H149V136H148ZM160 134H161V135H160ZM213 134H215V135H213ZM254 134H255V133H254ZM261 134H262V135H261ZM261 134L259 133V136H260V138H258L259 141H258V140L255 141V142H257V144H256L257 146L255 145L256 148H258V147H259V148H264V142L260 141V140H263V141H264V131H262ZM35 135H36V136H35ZM37 135H38V136H37ZM71 135H72V136H71ZM153 135H154V136H153ZM212 135H213V137H211ZM221 135H223V137H222ZM255 135H256V134H255ZM83 136H85V138H84ZM86 136H87V137H86ZM146 136H147V137H146ZM203 136H205V137H203ZM218 136H220L221 138L218 137ZM224 136H225L227 139H226ZM261 136H262L263 138H261ZM72 137H73V138H72ZM89 137H90V138H89ZM132 137L130 136L131 139H132ZM196 137H198V138H197V139H194V138H196ZM3 138H5V137L3 136ZM37 138H40V139H37ZM71 138L73 139V142H74L73 144H72V142H70V141H72ZM74 138L77 139V142H78V143L75 142L76 140H75ZM88 138H89V139H88ZM36 139H37V140H36ZM70 139H71V140H70ZM78 139H80L81 141H80V140L78 141ZM86 139H87L88 141L91 140V142H88ZM131 139H130V141H131ZM135 139H136V140H135ZM137 139H138V140H137ZM143 139H144V140H143ZM188 139H189V140H188ZM216 139H217L218 141H217ZM219 139H220L221 141H220ZM222 139L225 140V143H226L227 145H228V143L230 144V142L232 143V144L229 145V147L232 146V147H230L231 151H230V149H229L228 146H227V148L229 149V152H230V153H231L232 150H233V152H232L231 154L227 152L228 150H227V148H225L226 144L224 145V142H223ZM228 139H229V141H227ZM31 140H32V139H31ZM35 140H36V141H35ZM39 140H40L41 142H40ZM49 140H50V141H49ZM69 140H70V141H69ZM82 140H83L84 142H83ZM94 140H96V139H94ZM140 140H141V141H140ZM194 140H196V141H194ZM230 140H231V141H230ZM46 141H47V142H46ZM51 141H53V142H51ZM68 141H69V142H68ZM130 141H129V145H128L129 148H131V147H133V146H134V148H135V147H136L135 144L132 146L133 141H131V143H130ZM142 141H144L145 143L142 142ZM160 141H161V142H160ZM197 141H198V142H197ZM43 142H45V143L43 144ZM82 142H83V143H82ZM86 142H88L89 145H87ZM186 142H188V143H186ZM193 142H195V143H193ZM220 142L223 143V144L221 143V145L224 146L223 148L225 149V151H224L223 148H221ZM48 143H49V145H50V144H51V145L49 146ZM52 143H54V145H55V147L57 148V150H55V147H54V145H53ZM60 143H61V142H60ZM64 143H65V146L63 145ZM66 143H67V145L69 144V145H68L69 147L66 146ZM79 143H80V144H79ZM84 143L86 144V146H85ZM91 143H92V144H91ZM140 143H141V144H140ZM235 143H234V144H235ZM258 143H260V146H259ZM40 144L43 145V147H42L43 149H45V148L47 147L46 149H48V151H47V150H46V151L44 150L45 153H44V152H43V153H40V152H39V151H40L39 148L42 146V145H40ZM70 144L72 145V147H71ZM78 144H79V145H78ZM187 144H189V145H187ZM254 144H255V143H254ZM30 145H31V147H30ZM38 145H40V147H39ZM46 145H47V146H46ZM80 145H81V146H80ZM93 145H94V146H93ZM33 146H34V148H33ZM35 146H36V147H35ZM37 146H38V147H37ZM51 146H52V147H51ZM61 146H62L63 148H62ZM82 146H83V148H82ZM87 146H88V147H87ZM89 146H90V147H89ZM91 146H92V147H91ZM95 146H96V147H95ZM261 146H263V147H261ZM44 147H45V148H44ZM49 147H50V148H49ZM70 147H71V148H70ZM86 147H87V149H86ZM94 147H95V148H94ZM181 147H179V148H181ZM191 147H192V148H191ZM27 148H28V150H27ZM52 148H53L55 151H54ZM64 148H67V149H64ZM90 148H92V149H90ZM184 148H185V147H184ZM187 148H188V147H187ZM31 149H32V150H31ZM35 149H37V150L35 151ZM43 149H41V151H43ZM49 149H52V151L49 150ZM61 149H62V151H61ZM83 149H84V151H83ZM93 149H94V151H92ZM182 149H183V148H182ZM185 149H186V148H185ZM234 149H235L236 151H235ZM24 150H25L26 152H25ZM33 150H34V151H33ZM63 150H64V151H63ZM65 150H66L68 153H67ZM87 150H88L89 152L92 151L93 153H89ZM226 150H227V151H226ZM23 151H24L25 154L23 153ZM60 151H61L64 155H63L62 153H61L62 155L59 154ZM95 151H96V152H95ZM157 151H158V153H156ZM241 151H242L244 154H243ZM261 151L264 152V149H261ZM48 152H49L50 156H49V154H47ZM50 152H51V153H50ZM55 152L58 153V154H55ZM64 152H65L66 154H65ZM94 152H95V154H94ZM138 152H139V151H138ZM138 152L136 151L135 153H138ZM160 152H162L163 155H161ZM100 153H102V152H100ZM181 153H182V151H181ZM52 154H53V155H52ZM97 154H98L99 156H98ZM234 154H235V155H234ZM242 154H243V155H242ZM90 155H91V156H90ZM132 155H133V154H132ZM159 155H160V156H159ZM164 155H165V156H164ZM240 155H242V156H240ZM26 156H27V155H26ZM38 156L40 157L39 159H41V161L38 159ZM62 156H64V157H62ZM109 156H110V155H109ZM109 156H108V157H109ZM158 156H159V157H158ZM161 156H163L164 158L161 157ZM238 156H240V157H238ZM1 157H3V156H1ZM21 157H22V158H21ZM91 157H92V158H91ZM95 157H96V158H95ZM100 157H102L103 159L100 158ZM120 157H121V156H120ZM120 157H119V158H120ZM180 157H181V159H180ZM233 157H235V158L238 157V158H236V160H235V158H233ZM242 157H243V158H242ZM246 157H247L248 159H247ZM3 158H7V157L4 156ZM3 158H2V159H3ZM25 158H26V157H25ZM42 158H43V157H42ZM98 158H99V160H98ZM160 158H161V159H160ZM240 158H242V159H240ZM245 158H246V159H245ZM261 158H262V159H261ZM22 159H23V160H22ZM35 159H37V160H35ZM92 159H93V160H92ZM107 159L110 160V162L107 161ZM158 159H160L159 161H161V160H163V159H164V160L166 159L165 161H167V162L163 164V161H162V162H159V164L157 163V165H156V162H157ZM184 159H185V160H184ZM188 159H189V158H188ZM233 159H234V160H233ZM249 159H250V160H249ZM33 160H35L37 163H36L35 161H33ZM94 160H96V162L98 161V162L96 163L97 165L94 163V162H95ZM100 160H101V161H100ZM183 160H184V161H183ZM231 160H233V162H232ZM237 160H238V162H239L240 160H243L244 163H245L244 160H247V161L249 160L248 163H250L251 165H252V164L254 165V163H255V165L257 164L256 166L258 167V169H257V167H256L255 165H254V166L252 165L253 167L256 168V169H254V170H256V171L254 172L253 170H251V169H253V167H252L250 164H248L249 167L251 166V167H250L251 169H250V168L248 167V165L246 164L247 161H246L245 164H244L243 162H242V163L239 162V163H241V164H239V163L237 162ZM31 161H32L33 163H32ZM106 161H107V162H106ZM80 162H83V161H82L81 159H76V160L72 163V165L69 167V169H68V173H69L68 177L71 178V180L73 181V184H70L71 186L68 185L67 188H65V190L62 189V190H64L65 192H61V194H62L63 196H66V198L68 197V199H66V198L63 197L62 195H61V198L63 197V198H62L63 200H64V198H65L64 201H66V203L68 202L67 204L69 205V209L71 208L70 205H72V206L74 207V204H75V206H77V207L79 208V210H78V209H74V212L77 211L78 213H79V212L83 213V212L87 211V210L84 209V206H85V208L87 209V207H86L87 204H86V205L83 204V203H86V201L83 202V200L80 201L81 199H79L80 196H78V194L80 195V193L77 194V192H81V189H80V187H79L78 185H76L77 180H75L74 175H73L75 169H77V168L81 169V168H82V163H80ZM92 162H93V163H92ZM100 162H101V163H100ZM103 162H104V163H103ZM183 162H186V163H185L186 165H185ZM190 162L193 163L192 161H190ZM236 162H237V163H236ZM251 162H252V163H251ZM17 163H18V164H17ZM38 163H39V164H38ZM40 163H41V165H40ZM106 163H107V165H108V163H109V164L111 163V165L106 166V165H105ZM112 163H113V164H112ZM191 163H190V165H191ZM62 164H65V163L63 162ZM93 164H95V166H96L97 168H96ZM100 164H101V165H100ZM102 164H103V165H102ZM162 164L165 165V166H163ZM183 164H184V165H183ZM238 164H239V165H238ZM21 165H22V166H21ZM112 165H113V166H112ZM134 165H136V166H134ZM158 165H159V166H158ZM181 165H182V166H185V167H188V168H184V167H183L184 170H185L186 172H184V170H183V168H182ZM236 165H237V166H236ZM241 165H242V166H241ZM24 166H25V167L27 166V168L30 170V171L28 170L30 173H28V171H27L28 174L25 173L26 170H27V168H25ZM56 166H57V165H56ZM92 166H94V167H92ZM144 166H145V165H143L142 167H144ZM180 166H181V167H180ZM243 166H244V167H243ZM59 167H61V166H59ZM99 167H101V168H99ZM150 167H151V165H150ZM160 167H161V168H160ZM166 167H167V171H166ZM178 167H179V168H178ZM191 167H192L193 169H194V167H195V169H196V166H195V165L193 166V164L191 165ZM191 167H190V168H191ZM246 167H247V169H245ZM24 168H25V169H24ZM92 168H93V173H94V170H96L95 173H94L95 175L92 173ZM95 168H96V169H95ZM107 168H109L110 170L107 169ZM163 168H164V170H163ZM181 168H182V169H181ZM23 169H24L25 172L23 171ZM79 169H78V170H79ZM97 169H98V170H97ZM104 169H105V170H104ZM106 169H107V170H106ZM161 169H162V170H161ZM171 169H172V170H171ZM175 169H176V170H175ZM186 169H187V170H186ZM193 169H191V170H193ZM241 169H242V170H241ZM99 170H100V172H99V174H98V171H99ZM101 170H102V171H101ZM108 170H109V171H108ZM111 170H112V171H111ZM126 170H127V169H126ZM169 170L171 171V173H172L173 175H174L175 173H176V175L172 176V174L169 173ZM173 170H174V171H173ZM177 170H178V171H177ZM179 170H180V171H179ZM182 170H183V171H182ZM244 170H245V171H244ZM246 170H247V171H246ZM33 171H34L35 173H34ZM103 171H105L106 174H104L105 172H103ZM131 171H132V172H131ZM157 171H158V172H157ZM172 171H173V172H172ZM175 171H176V172H175ZM187 171H188V172H187ZM203 171H204V172H203ZM252 171H253V174H252ZM258 171H259V172H258ZM17 172H16V173H17ZM22 172H23V173H22ZM107 172H108V173H107ZM125 172H128V171H125ZM134 172H135V173H134ZM159 172H161V173H159ZM179 172H180V173H179ZM182 172H183V173H182ZM247 172H248V173L250 172L251 174H248ZM257 172H258V173H257ZM261 172L264 173V170H262ZM18 173H17V174H18ZM31 173H34L33 176H31ZM96 173H97V174H96ZM102 173H103V174H102ZM111 173H110V174H111ZM166 173H168V174H170V175L168 176ZM254 173H255V174H254ZM256 173H257V174H256ZM25 174H26V175H25ZM127 174H128V175H127ZM211 174H209V176H210ZM102 175H103L104 177H103ZM177 175H179V176H177ZM213 175H214V176H213ZM234 175H235V176H234ZM237 175H238V178L236 177ZM247 175H248V176H247ZM251 175H252V176H251ZM256 175H257V176H256ZM106 176H107L108 178H107ZM129 176L132 177L131 180H130V177H129ZM176 176H177V177H176ZM180 176H181V177H180ZM219 176L222 177V179H220ZM228 176H227V177H228ZM230 176H231V177H230ZM250 176H251V177H250ZM171 177H173V178L175 177L174 179H176V180H174V182H173V178H171ZM178 177H180V178H178ZM210 177H211V176H210ZM214 177H216V179H217V178H219V179L216 180ZM232 177H233V179H231ZM26 178L24 177L23 179H25V181H26V180H27ZM102 178H103V180H102ZM165 178H169V179H165ZM182 178H183V179H182ZM224 178H225L226 180H225ZM234 178H235L236 180H235ZM33 179H34V180H33ZM35 179H37V178H35V176H34V177L32 178L33 181L30 180L32 183L29 181V184H28V185H30V183H31V185L34 183L35 186L32 185V188L38 193L39 196H41V193L44 194V193L46 192V191H45L46 189H48L47 191H50V190H51V188H50L51 186L44 187V185H45V186L47 185V184H44V183H45L44 181H43V185H42L43 187H41L40 184H38V183L35 182V181H38V180H35ZM158 179H159V178H158ZM177 179H178V180H177ZM227 179H228V180H227ZM230 179H231V180H230ZM247 179H248V180H247ZM252 179H253V178H252ZM110 180L112 181V183H110V182H111ZM129 180H130V181H129ZM166 180H167V181H166ZM221 180H222V182H221ZM229 180H230V182H229ZM257 180H256V179H253V180H249L248 182L245 181V184L248 183V184H246L247 186L244 185V186H245V189H246V192H247L246 195L252 193V195H250V196H246V195H245V197H241V196L239 195L240 193H235V194H238V195H239L238 197H236V195H235V194H232L233 192H231L230 190H228L230 193L228 192V196L226 197V193H225V194H224V193L222 194L221 192H218V193H217V192H216V188H213V189H215V191H214V193H213L212 195H214V196L217 195L220 199H218V198H217V199H214L215 204H214V202H213V203L211 202V203H209L208 205L204 206V210H203L204 215H203V213H202V218H204V219L201 218V220H202V221L205 220V221H203V224L206 226V227H205V232H206V233H204V234L202 235V237L200 236V239L202 240V241H200V243H201V244L203 245V247L206 249V252H205V256H206L205 258H206V259L204 258V259L202 260V262H199L198 264H210V261H209V259H208L209 254H210L211 257H212V256H213L212 254L214 253L213 258H214V257H215V258H214V259L212 258V260H215V259H217L218 256H219L220 254H222V252L225 250V249L223 250V248L220 249V248L218 247V245H217V242H218V240H219V236H221V234H220V230H221V228H220V227H222V225H220L221 223L219 224V222H218L217 220L220 221L221 215L223 214L222 212H227V211L230 210L231 208H232V209H233V208L236 209V206H239L240 210H239V208H238V210L236 209V213H232V211L235 212V210H234V209H233V210L231 209V210H230V211H231L230 215H231L232 217H234V218H238V220H239V217H240V219L242 220V222H244V224L241 223L240 220H239V224H240V225L243 224L242 227H244L243 229H245V233H246V234L249 232L248 235H246V236H247V237H246V240H247V241H246V244H248V247H250V248H249V251H250V249L252 248L251 251H250V253H251V252H252V253H251V254L249 253V256H247V258L250 257L249 259L251 260V262H254V263L256 262V264H263V263H262V260L260 259L261 256H260V252H258V251H259L258 249L264 251V244H262V245H257L259 240H257V239L255 238V235H257V237H258V234H256V233H259L260 231L258 232V230L261 228V229H260V230H261L260 234L264 236V234H263V233H264V229H262V228H263L262 226H264V222H263V220H264V213H263V211H264V210H263V208H264V194L261 193L262 191H263V193H264V187L261 186V183L259 184V182H258ZM40 181H41V180H40ZM40 181H38V182H40ZM108 181H109V182H108ZM122 181H124V182H122ZM128 181H129V182H128ZM193 181H194V184L192 183ZM200 181H201V183H200ZM225 181H227V183H228V182H229V183L227 184ZM238 181H240V180H238ZM250 181H251V183L253 182V183H252V186L250 185V184H251ZM259 181H260V180H259ZM172 182H173V183H172ZM176 182H177V183H178V182H181V183H179L178 185L180 186V184H181V185L183 184L184 186H181V187L179 188V187L176 185V184H177ZM183 182H185V181H183ZM189 182H190V181H189ZM255 182H256V184H254ZM257 182H258V183H257ZM261 182H262V181H261ZM26 183H28V182H26ZM41 183H42V182H41ZM69 183H70V181H69ZM106 183H107V184H106ZM117 183H119V184L117 185ZM168 183H169V184H168ZM174 183H175V185H176V186L174 185V188L176 187L175 189L173 188V184H174ZM195 183H197V184H199V185H197V184H195ZM210 183H212L213 187L210 186V185H211ZM213 183H214V184H213ZM223 183H224V184H223ZM234 183H236V184H235L236 186L233 185ZM115 184H116L117 186H116ZM171 184H172V185H171ZM186 184L188 185V186H186V188L188 187L187 190H185V185H186ZM189 184H190L191 186H190ZM192 184H193V185H192ZM207 184H208V186H207ZM209 184H210V185H209ZM31 185H30V186H31ZM36 185H37V187H36ZM72 185H74V187L72 188V189H74V190L71 189ZM105 185H106V186H105ZM111 185H112V186H111ZM113 185H114V186H113ZM119 185H120V186H119ZM194 185H195V186H194ZM196 185H197V186H196ZM257 185H258V187H257ZM259 185L261 186L260 188H259ZM69 186H70V187H69ZM77 186H78V187H77ZM102 186H104V187H102ZM107 186H109V187H107ZM209 186H210V187H209ZM230 186H231V187H230ZM232 186H234V187H232ZM249 186H250L251 188L254 187L253 190H252V189H249V188H250ZM34 187H35V188H34ZM38 187L41 188L42 190L40 191V190L38 189ZM48 187H49V188H48ZM76 187H77L78 190H80V191H77V190H76V189H77ZM112 187H113V188H112ZM116 187H117V188H116ZM171 187H172V188H171ZM177 187H178V188H177ZM183 187H184V189H183ZM208 187H209V190H210V191L212 190L211 192H209V191H208V192L204 191V190H208ZM246 187H249V188H248L249 190H248ZM256 187H257V188H256ZM36 188H37V189H36ZM43 188H44V191H45V192L43 191ZM68 188L71 189V190H69L70 193L67 191ZM75 188H76V189H75ZM97 188H98V189H97ZM105 188H106V190H105ZM204 188H205V189H204ZM210 188H211V189H210ZM233 188H234V189L236 188V189L234 190ZM255 188H256V189L259 188V189L256 191ZM262 188H263V189H262ZM112 189H114V190H112ZM173 189H174V190H173ZM260 189H261V191H260ZM101 190H102V191L104 190V193H105V194H104ZM110 190H111V191H110ZM251 190H252V191H251ZM71 191H73V192L76 191L75 193H73V195L75 194V195L73 196V198L76 196L75 199H74L73 201L76 202V203H74L73 201H72L71 203H69V202H70L69 199H70V200L73 199V198H70V197H72V196H71V195H72V192H71ZM100 191H101V192H100ZM176 191H175V192H176ZM250 191H251V192H250ZM258 191H259V192H258ZM67 192H68V194H66ZM178 192H179V191H178ZM181 192H179L180 195H181ZM215 192H216V193H215ZM239 192H240V191H239ZM47 193H50V192H47ZM101 193H103V195H102ZM106 193H108L107 196H105ZM113 193H114V194H113ZM176 193H177V192H176ZM206 193H210V194H206ZM219 193H221L223 196L218 195ZM253 193H255L256 195L258 194L257 196H259L260 199H259L255 194H253ZM260 193H261V194H260ZM183 194H182V195H183ZM229 194H231L232 196L229 195ZM67 195H68V196H67ZM111 195H109V197H110ZM169 195H170V194H169ZM182 195H181V196H182ZM212 195H211L210 198H208L209 200H208V199H206V200H208V201H213V197H214V196H212ZM234 195H235V197H234ZM69 196H70V197H69ZM178 196H179V194H178ZM224 196H225V197H224ZM229 196H231L230 199H229ZM252 196H253L254 198H253ZM255 196H256V198L259 199V200H257V199L255 198ZM262 196H263V198H262ZM99 197H100V198H99ZM186 197H187V198H186ZM205 197L202 199V201H204V204L206 203V200H204ZM233 197H234V198H233ZM247 197H248V198H247ZM249 197H250V198H249ZM156 198H157V200H156ZM188 198H190V199L188 200ZM215 198H216V197H215ZM222 198H223L224 200H223ZM227 198H228V199H227ZM236 198H238V199H236ZM240 198H241V199L244 198V199L241 200ZM246 198H247V199H246ZM251 198H252V199H251ZM62 199H61V200H62ZM76 199H77V200H76ZM78 199H79V200H78ZM101 199H103V200H101ZM107 199H108V198H107ZM185 199H186V200H185ZM192 199H193V200H192ZM210 199H211V200H210ZM234 199H235V201H237V204H235L236 202H234ZM245 199H246V200H245ZM249 199H250V202H247V201H249ZM61 200H60V201H61ZM67 200H68V201H67ZM217 200H218V201H217ZM221 200H222V201H221ZM225 200H228V201L225 202ZM244 200H245V203H247L248 205H250L251 203H253V204L256 203L254 209H258V205H259L261 211H260L259 209H258L259 211L256 210L257 217L255 216V218H256V219L254 218L255 220H253V216L251 217V215H256V214L253 212V211H254L253 208H252L253 206L250 207L249 210H247V207H248V206H247V204L244 203ZM252 200H255L256 202H254V201H252ZM261 200H262V201H261ZM34 201H36V200H34ZM60 201H59V203H60ZM64 201H61V204H60L61 207L59 206V203H57V202H56V204L54 203V205H53V204H52V205L50 204V205H51L52 208H54V206H56L54 209H56L57 207H59L60 209L63 208V209H62V210H63L62 212H65V211H66L65 213H67L68 216L73 217V214L70 215V213H72V212H70V211H73V210H69V212H68V209H66V208H68V205H66V206H67V207H66V206H65L66 203H65ZM77 201H78V205H76V204H77ZM79 201H80V202H79ZM202 201H199L197 205L199 206V205L202 203ZM216 201H217V202H216ZM219 201L222 202L223 204H222V203L220 204ZM231 201H232V202H231ZM239 201H240V202H239ZM241 201L246 205V207H245V205H242L243 203H242ZM63 202L65 203L64 205H62ZM228 202H229V203H228ZM230 202H231V203H230ZM258 202H259V204H258ZM73 203H74V204H73ZM81 203H82V204H81ZM156 203H157V204H156ZM216 203H217V204L219 203V204H218V207H219V205H221V206H223V207H227V206L229 207V204H230V207H231V208L229 207L230 209H226V210H225V209L222 207L223 210H222V209L219 210L218 207H217V205H216ZM225 203H226V205H225ZM232 203H234V206H233ZM241 203H242V204H241ZM261 203H263V204H261ZM80 204H81V205H80ZM212 204H214L215 206H213ZM260 204H261V206H263V208L260 206ZM57 205H58V206H57ZM240 205H242V206L240 207ZM62 206H64L65 209H64V207H62ZM81 206H82L83 209H81ZM243 206H244V208H246V209H244V211H243V209H242ZM77 207H75V208H77ZM209 207H210V208H209ZM215 207H217V210H218V211H217L216 209H214ZM256 207H257V208H256ZM59 208L56 209V210H59ZM208 208H209V209H212V210L210 211V210H208ZM219 208H221V207H219ZM159 209H158V210H159ZM250 209H251V210H250ZM64 210H65V211H64ZM82 210H83V211H82ZM156 210H157V209H156ZM156 210H155V211H156ZM213 210H215V211H213ZM224 210H225V211H224ZM241 210H242L244 213H243ZM245 210H246V211H249V212L251 211V212H253V213H250L251 215L249 216L248 212H246ZM60 211H61V210H60ZM219 211H220V212L222 211L221 214H220ZM238 211H239V213H238ZM240 211H241L242 215H240V214H241ZM74 212H73V213H74ZM77 212L75 213V215L77 214ZM206 212H207V213H206ZM210 212H212V213H210ZM215 212H216V213H215ZM260 212L263 213V214H262L263 216H262V218H261L262 220H259V219H258V217L261 216V213H260ZM213 213H214V214H213ZM217 213H219V214H217ZM228 213H229V212H228ZM205 214H206V215H205ZM232 214H233V215H232ZM234 214H236V216L238 215L239 217H236ZM245 214H246V215H245ZM247 214H248V216L251 218V220H250L249 217H245V218H248V219H249L248 221H246L247 219H243V218H242V217H244L243 215L247 216ZM78 215H79V214H78ZM78 215H77V216H78ZM159 215H160V216H159ZM162 215H163V216H162ZM168 215H169L170 217H172V218L175 217V215H174L173 213H171V212H168ZM210 215H211V216H210ZM218 215H219V216H218ZM258 215H259V216H258ZM151 216H152V217H151V221H152V224H153V226H154L153 231H151L152 234H153V235H151V239H150L151 244H153V249L156 251L157 254H161V252H162L163 254H166V251H167L166 248H165L163 245H160V242H158L159 240L157 241V239H158V237H157L158 234H159V236L161 237V239H162V236L165 235V234L162 233V232H159L158 230H156V229H159V230H160L161 228H163V225H164V224H162V223H165L164 213H161L160 210H159L157 213L154 212L153 215H151ZM191 216H192V215H191ZM241 216H242V217H241ZM192 217L194 218V219H193L194 221H198V217H195V216H192ZM205 217H206V218H205ZM207 217H209V218L207 219ZM178 218H179V217H178ZM210 218H211L212 220H211ZM216 218H218V219H216ZM259 218H260V217H259ZM213 219H214V220H213ZM215 219H216V220H215ZM257 219H258V220H257ZM93 220H94V225H95V227L93 226L94 229L89 228V227H85L86 229L82 231V232H84L85 234L88 233L87 235H85L84 233H82V235H83L84 237L86 236V238L89 240V244H88V246L92 245V247L90 246L91 248L87 246L88 249L86 250V251L88 252V250L92 249L91 252H90V251H89V253L84 252V253H85V254H84L81 250H80V252H79V249H76V250H78V251H77V252L74 251V252L72 253V255H71L72 257L70 256V258L68 259L69 262H70V264H73V263H74V264H79L80 262H81L80 264H82V263H83V264H90L91 262L94 263V264H101V263L103 262V264H105L106 261H105L104 259L107 260L109 257L112 258L111 251H110L111 249H109L108 247H106L105 244L101 243V242H103V241H101L100 239L96 238V236L98 237L97 232L95 231V230H96V227H97V222H98V221H95V220H97V216H96L95 218H93ZM175 220H176V219H175ZM208 220H209V221H208ZM179 221H183V222H185L186 225H187V227H186V225H185V227H184L183 224H179V226L181 227V228H180V230H181V234H180V235H181V239H180V237H179L180 235H179V236L176 235L177 238L179 237L178 239H180V241H179L180 243L177 244V246H178V247H177V254H176V249H175V253H174V255H171L170 258H167V259L165 260V262H163V264H178V261L183 262L184 260H187L189 257H191V254L189 253V250L191 251V249H192V248H191L192 244H194V243L197 244L196 240L193 242V240H192V239L189 237V235H188V230H190V232H193V233H194V231H195V230H194L195 225H194L193 223H191V222L185 221V218H181V219L179 218V220H177L176 222L178 223ZM202 221H201V222H202ZM214 221H215V222H214ZM245 221H246V224H245ZM252 221H253V222L255 221V223H254L255 225L253 224ZM261 221H262L263 223H262ZM95 222H96V223H95ZM140 222H141V220H140ZM207 222H208L209 224H208ZM210 222H211L213 225H212ZM249 222H251L252 224H249ZM256 222H257V223L260 222L259 226L256 224ZM206 223H207V224H206ZM216 223H217V224H216ZM141 224H142V223H141ZM214 224H215V225H214ZM208 225H210V226H208ZM216 225H217V226H216ZM244 225H245V226H244ZM246 225H250V226L248 227V226H246ZM175 226L178 227V224H177V225L175 224ZM207 226L209 227V230H210V231L208 230V227H207ZM213 226H214V227H213ZM219 226H220V227H219ZM251 226H252V227H256V228L254 229V228H252ZM257 226H258V228H257ZM260 226H261V227H260ZM215 227H219L220 230H219V228H215ZM245 227H246V228H250V227H251V230L249 229V231H248V229H246ZM87 228H88V229H87ZM141 228H142V225L138 228V232L136 233V235H138V233L140 232V229H141ZM210 228H211V229H214V230H211ZM90 229H91L92 231H91ZM215 229H216V232H214ZM93 230H94V231H93ZM217 230H218V231H217ZM246 230H247V232H246ZM251 231H253V232H251ZM262 231H263V232H262ZM86 232H87V233H86ZM93 232H95V234H94ZM157 232H158V233H157ZM211 232L216 233V235L214 236V234L211 233ZM255 232H256V233H255ZM91 233H93L94 235L92 236ZM210 233L212 234L211 237H210V235H209ZM218 233H219V234H218ZM250 233H254V234H250ZM89 234H90V235H89ZM205 234H208L209 236H208V235H205ZM169 235H170V236H169ZM217 235H219V236H217ZM252 235H254V236H252ZM94 236H95V237H94ZM176 236H175V240L177 239ZM251 236H252V241H251ZM259 236H260V235H259ZM163 237H165V236H163ZM168 237H171V233L168 234ZM209 237H210V238H209ZM217 237H218V239H217ZM90 238L93 239V240H95V239H97V240H95V241H96V242H95V241L91 240ZM94 238H95V239H94ZM208 238H209V239H208ZM215 238H216V239H215ZM206 239H207V240H206ZM210 239H211V240H210ZM214 239H215V242H216V243L214 242ZM254 239H255V240H254ZM90 240H91V241H90ZM136 240H137V239H136ZM136 240H135V239H133L132 241H131V240H127V241H126V245H125L126 247L123 248V249H124V252H122V254L120 255L121 258H122V260H123L124 262L128 263V264H138V263H137V259H138V257H136V254H138V248H139V245H137V241H136ZM203 240H204V241H203ZM92 241H93V242H92ZM208 241H209V242H208ZM210 241H211V242H210ZM248 241H249V242H252V244L249 243ZM91 242H92L94 245H95V243H96L95 247H94V245H93ZM94 242H95V243H94ZM98 242H100V243H98ZM203 242H204V243H203ZM206 242H207L208 244H207ZM212 242H213V243H212ZM255 242H256V244H255ZM90 243H91V244H90ZM210 243L213 245L212 248L210 247V245H211ZM98 244H101V245H100V248L103 249V250H104L105 247H106V250H105L106 252H105V253H104L103 250H100V249L98 248V247H99ZM249 244H251V245H249ZM197 245H199V244H197ZM253 245H254V246H253ZM96 246H97V247H96ZM101 246H103V247H101ZM199 246H201V245H199ZM199 246H197V248H199V249H200V248H201V249L203 248V247H199ZM214 246H215V247H214ZM93 247H94V248H93ZM187 247H188V248H187ZM213 247H214V248H213ZM217 247L219 248V250H218ZM253 247H254V248H253ZM96 248H98V249H96ZM197 248H196V249H197ZM208 248H209V250H208ZM199 249L196 250L198 253L200 252V251H198ZM201 249H200V250H201ZM211 249H212V250H211ZM253 249H255V252L253 251ZM93 250H94V253H93ZM99 250H100V251H99ZM107 250H109V251H107ZM210 250H211V251H210ZM217 250H218V251H217ZM256 250H258V251H256ZM101 251H103V252H101ZM164 251H165V252H164ZM214 251H215V252H214ZM81 252H82L83 254H81ZM216 252L219 253V254H217ZM256 252H257V253H256ZM78 253H79V254H78ZM86 253H87V254H86ZM96 253H99L100 255H99V254H96ZM102 253H103V254H102ZM106 253H107V256L109 255L108 258H107V256H106ZM109 253H110V254H109ZM200 253H201V252H200ZM200 253H199V254H200ZM253 253H256L257 255H256V254H253ZM258 253H259V255H258ZM75 254H77V255H75ZM94 254H95V255H98L100 258H99V257L97 258V256L95 257ZM104 254H105V255H104ZM252 254H253V255H252ZM88 255H89V256H88ZM93 255H94V256H93ZM250 255H251V256H250ZM74 256H75V257H74ZM79 256H80V257H79ZM81 256H82V257L84 256L83 258H84V261H85V262H86L87 260H89L90 262L87 261V262L85 263L83 260H80V258L82 259ZM102 256H103V257H102ZM104 256H105L106 258H105ZM216 256H217V257H216ZM256 256H257V257H256ZM258 256H260V258H259ZM85 257H86V258H85ZM94 257H95V258H94ZM254 257H255V258H254ZM75 258H76V260H77V258H78V260H79L80 262H79V261H76V260L73 262V260H74ZM103 258H104V259H103ZM110 258H109V261H111V262H110L109 264H112V260H111ZM257 258H258V259H257ZM70 259H73V260H71L73 263L70 261ZM90 259H91V260H90ZM93 259H95V260H97V261H93ZM99 259H102V260L99 261ZM253 259H254V261H252ZM259 259H260V260H259ZM107 261H108V260H107ZM138 261H139V259H138ZM75 262H76V263H75ZM96 262H97V263H96ZM139 262H140V261H139ZM260 262H261V263H260ZM92 263H91V264H92ZM107 263H108V262H107ZM107 263H106V264H107Z\"/></svg>","mask_w":264,"mask_h":264}]
</instances>
